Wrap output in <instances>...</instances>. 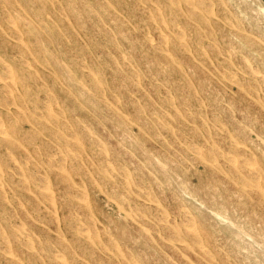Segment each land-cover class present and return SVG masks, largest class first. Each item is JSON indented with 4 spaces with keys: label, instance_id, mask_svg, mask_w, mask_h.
<instances>
[{
    "label": "rangeland",
    "instance_id": "rangeland-1",
    "mask_svg": "<svg viewBox=\"0 0 264 264\" xmlns=\"http://www.w3.org/2000/svg\"><path fill=\"white\" fill-rule=\"evenodd\" d=\"M83 1L84 0H81V2L79 0H71V1L70 0H45V1L38 0L37 3V0H13V1L0 0V63H1L0 64V73H1L0 99L3 97V99L0 101V112L2 113L0 116V145H1L0 146V191L1 190L3 191L0 192L1 196L3 197L2 199V197L0 196L1 197L0 198V230L3 233H1L0 231V235L1 236L2 234L4 235V237L0 236V246L2 245L1 246L2 249H0V264H11V262L14 263V261H16L14 264H28V263L41 264L39 258L42 261V264H57L58 260L60 264L61 263L66 264V262L67 264H72V263L73 264H104V263L108 264V261L110 262L109 264H117V261L119 262L118 264H132V263L133 264H154V263L155 264H186V261L188 262L187 264H194V263L198 264L199 262H201L199 264H222V263L223 264H235V263L264 264V232H263L264 223L262 221L264 220V210H263L264 208L261 209V207H264L263 204L264 185L262 184L264 180H261L262 177L264 178V99H263L264 98V86H263L264 85V76H263L264 75V41H260V40H264V0H218V1L203 0V2L202 0L201 1L200 0L199 1L198 0H158L159 2L157 0H144V1L143 0H125V1L124 0L123 1L122 0H118V1L117 0H85V2L87 3ZM102 1L104 2L102 3ZM40 2L42 3V5ZM73 2L75 4L77 3L76 7ZM117 2L118 4H116ZM188 2H191V4ZM58 3H61V5H59ZM221 3L223 4V6ZM83 4L86 6H84ZM10 5H12L13 7L12 9ZM68 5H70V7ZM161 5H163V7H161ZM168 5L170 8L169 7L167 8ZM66 6L69 7V9L67 8L68 11L66 10ZM147 6H149L151 10L148 9ZM205 6L208 7L209 9L208 11H207V7ZM108 7L109 8L111 7L112 9L111 8L109 9ZM231 7H233L234 9L233 8L231 9ZM81 8H83L82 11H80ZM90 8L91 10L89 11L88 9ZM59 9L62 10L63 14ZM169 9L171 10L169 11ZM189 9L190 11L191 10L192 11L189 12ZM56 10L59 11L60 13L57 12ZM226 10L230 13H227ZM70 11L72 12V15ZM159 11L162 12L160 13ZM85 12L87 14L89 12L91 13L87 15L85 14ZM178 12L181 14H179ZM206 12H208V14H206ZM109 13L112 14V16ZM14 14H16L17 17L20 18V20H17L18 18L15 19L16 15ZM198 14H201L200 15L201 20ZM149 15L151 16L149 17ZM192 15L193 16L195 15L197 17H193ZM206 15H210V16L208 17ZM213 15L216 17H214ZM2 16L4 17L2 18ZM78 16L79 18L80 17L82 18L84 17V18L79 19ZM161 16L162 19H160ZM224 16H226L227 19H225L226 17ZM230 16H232V18ZM35 17L40 19L38 20ZM70 18H72L73 20ZM114 18H116L117 20ZM129 18L130 21H127L129 20ZM141 18L142 21L140 22ZM174 18H176L177 20ZM41 19L44 20V22ZM123 19H125L126 21ZM158 19L161 22H159ZM112 20L114 21V23H117L116 21H118V23L114 24ZM226 20L229 22L227 23ZM162 21H164L165 24L168 25L169 27L171 26L175 28V26L177 25L176 27L184 32L183 34L184 36H182L183 38L175 37L173 38L174 39L173 41L171 37L174 36H172L171 33L170 35L168 34V36L165 35L166 32L164 30V26L160 25L163 24ZM166 21H168L169 23L172 22V24L171 23L169 24ZM185 21L186 23L184 27ZM197 21H198V25L195 24L197 23ZM77 22H81L82 25L81 23H77ZM178 22L179 24H177ZM181 22L183 23V25ZM16 23L17 24L19 23L18 26L16 25ZM23 23L24 24L26 23L25 24L26 26ZM27 23H31V24L28 25ZM99 23L101 24L99 25ZM55 24H56L55 27L52 26ZM187 24L190 25L188 26ZM181 25L182 28L184 27L186 29H182ZM7 26L9 27L7 28ZM29 27L31 29L32 28L34 29L31 31ZM208 27H210V29ZM75 28L79 30H76ZM81 28L82 31L80 30ZM83 28L84 29L86 28L85 29L86 31H84ZM239 28L241 30H238ZM250 28H252L253 31ZM104 29H106V33H104L105 31ZM109 29H111L110 31L113 32V33L110 32V34L112 33V35L109 34ZM16 30L18 31V34L16 33ZM201 30L204 31L202 32ZM218 31L219 32L221 31L220 32L221 34ZM39 32L41 39L40 37H38ZM48 32H50L51 34ZM65 32H67L70 36L67 33L65 34ZM47 33L50 34L51 36L49 37ZM195 33L196 35H198V38L197 37L195 38L196 36ZM74 34L75 35L78 34V37L74 36ZM207 34L208 36L210 35L212 37L206 36ZM18 35L20 36V38H18L17 40L16 38L18 37ZM35 35H37V37ZM119 35L121 36L119 37ZM148 36H150L151 38H149ZM204 36H206L205 40H204ZM11 37H13L14 39ZM124 37L125 40L123 39ZM36 38L42 40V43L38 39L36 40ZM224 38L225 40H222ZM111 39L113 42L111 41ZM136 39L139 43H136ZM198 39H201L202 41L199 40L201 41L199 42ZM250 39L251 41H248ZM252 40L254 41L253 43H251ZM25 41L28 43L29 46L25 44ZM114 41L116 46L115 44H113ZM171 41H173L174 43H172ZM184 41H186L185 43L187 47L186 45H184L185 44ZM76 42L78 43V45L76 44ZM179 42L182 43L180 44ZM198 42L201 45L202 44L203 45L200 46ZM229 42L231 43L229 44ZM48 43L49 44L51 43V45H49ZM18 44L19 47L17 46ZM39 45L42 48L45 45L43 48L45 49V51ZM85 45L87 47H85ZM81 46L84 47L85 49L82 48ZM154 46L156 48H154ZM79 47H81V49H79ZM157 47L159 50H157ZM201 47L203 48L201 49ZM21 48L23 49L21 50ZM165 48L167 49V51L165 50ZM82 49H84V51ZM171 49L173 51V54L171 53L172 52ZM32 51H34V53ZM154 51H156L157 54H153L156 53ZM174 52L176 55L174 54ZM44 53H46L47 56H45L46 54ZM231 53L232 54L234 53V55H231ZM17 54L20 55L18 56ZM22 57L23 58L27 57L28 59L25 58L23 62ZM130 58L132 60H129ZM243 58L244 59L246 58L247 60L245 59L243 61ZM19 59H21V61ZM180 59L183 62H181ZM167 61L171 65H169ZM223 61H226V63ZM93 62H95V64ZM175 62L178 63V65ZM202 62L203 63L205 62L203 64L204 66L202 65ZM47 63L49 64L48 66ZM52 63L54 65H52ZM219 63L221 64V66L219 65ZM10 64L13 66L11 67ZM77 64L81 66L77 68L78 66ZM186 64L188 65V67ZM247 64L249 65V68ZM41 65L43 66L45 65V66L43 67ZM58 65H60L61 67L60 66L58 67ZM218 65L220 66V68ZM91 66L94 71H92ZM148 66L150 70H146L148 69L147 68ZM12 68L16 69V71L13 70ZM19 68L21 71L22 70L24 71L26 70V71L25 72L22 71L23 74H21L22 72L19 71ZM183 69L185 71H183ZM224 69H228V71ZM256 69L258 70V72L256 71ZM136 70L138 72H136ZM38 71L40 72V74ZM16 72L18 73V78L16 77L17 76ZM67 72H71L70 73L71 75L69 73L67 75ZM94 72L96 73V75ZM114 72L115 75L117 74L116 76H114ZM232 72L233 74H231ZM60 73L61 76L59 75ZM83 73L84 75H82ZM164 73H166L165 77L163 76ZM248 74L250 77L248 76ZM29 75H31L32 78H28L27 76ZM93 76L96 78H94ZM21 77L23 78V80H21L22 79ZM82 77L83 79L81 80ZM136 77L139 83L136 82ZM226 77L228 78L226 79ZM8 78L9 79L11 78V80H9ZM15 78H17L16 81ZM68 78H70V81L73 80L72 81L73 84H71V82L68 81L69 80ZM186 78L188 81L190 80L191 82L189 81L188 83L186 81ZM6 79H8L9 82H7ZM248 80L249 82H247ZM22 81H23V86H22ZM65 83L68 84V86ZM84 83L85 85L87 83H92V85L87 84L85 86ZM95 83H97L98 85L96 84L97 85L96 86ZM242 83L244 84L245 88L241 86L243 85ZM255 83H257L258 85ZM102 84H104V86ZM187 85L191 90L187 88L188 87ZM159 86L161 88H159ZM246 86L248 88H246ZM252 86L253 87L256 86L254 88L255 91L252 88ZM106 87L108 90L106 89ZM124 87H126L127 91ZM155 87H158L159 90L157 89L158 90L157 91ZM28 88H30L31 90ZM68 88H70L71 90H69ZM98 88L99 91L97 90ZM21 89H23V91ZM26 89L27 91H25ZM45 90L47 91L46 93L47 95L45 94L46 92ZM159 91L161 92L160 94ZM7 92L10 93L8 94ZM40 92H44V93L39 94ZM166 92L167 93L169 92V95ZM100 93L101 95L103 94L104 96L103 95L100 96ZM132 93L134 95H132ZM250 93L251 94L253 93L252 94L253 96ZM35 94L38 95L39 99H37L38 97ZM19 96L22 99L19 98ZM50 96H53L52 97L53 101L52 99H50L51 98ZM132 96H134L135 98ZM25 97H29L30 100H28L29 98H25ZM94 97L95 98L97 97L101 101H99L97 98L95 99ZM219 97L221 100L219 99ZM18 98L22 100V102L20 101V103L25 104L24 108H22L23 105L19 104V101H17ZM114 98L115 100H117L118 103L114 101ZM5 99L7 102L5 101ZM11 99L14 103L11 101ZM24 99L26 100L24 101ZM169 99H173V100H169ZM198 99H200L201 101ZM176 100H178V103ZM186 100L187 103L185 102ZM53 102L55 104L57 103V105H53ZM169 103L172 105H170ZM200 103L203 105H201ZM45 105H47V107H45ZM106 105H108L107 106L108 108L109 107L112 108L115 112L113 113L112 109L110 110L107 109ZM199 105H201L202 107ZM25 108L28 109L29 112L28 110H25ZM50 108H52V110ZM118 109H119V113H118ZM141 109L143 112L140 111ZM61 111H63V113ZM193 112L195 113V115ZM211 112L214 114H212ZM35 113L36 115L38 114L37 115L38 117L42 116V118H38L36 115H34ZM162 114L167 116H164ZM15 115H17V117H15ZM19 115L21 116L19 117ZM51 115L52 118H50ZM60 115L61 116L63 115L62 116L63 118ZM161 115L163 116V118L165 117L167 118L162 119V117H160ZM176 116H178L179 118L178 117L176 118ZM69 117H71V119H68ZM186 117H188L187 118L188 120L186 119ZM193 117L195 118V120ZM216 117L217 118L220 117V118L217 119ZM130 118H132V122ZM213 118L216 119L217 121L213 120ZM133 119H136L137 121L135 122V120ZM12 120L13 121L17 120V121L13 122ZM75 120H77L78 122L80 121L79 122L80 124L77 125L78 123ZM152 120H154V122L156 123H154ZM213 121H215L216 124ZM220 121L221 124H219ZM42 122H44L43 124H45L44 125L45 128L43 124L41 125ZM61 122L63 125H61ZM133 122L136 124H134ZM202 123L204 124L202 125ZM39 126H41L42 128H40ZM154 126H156L157 129H155ZM103 127L105 128L103 129ZM211 127L214 129H211ZM70 128L72 130H70ZM92 128L94 130H92ZM161 128L163 129V131L166 129L165 132L161 131L162 130ZM27 129H29V131ZM32 129L33 131L34 130L35 131L33 132ZM50 130L52 131V133L56 132L55 133L56 136H54V134H52ZM11 132H14L13 135L11 134ZM43 133H45L46 135H44ZM147 133L150 137L146 135ZM49 134H52L53 136L52 135L50 136ZM198 135L200 136L197 137ZM232 135H234V137ZM72 136L73 137L75 136L74 137L75 139ZM212 136L213 137L215 136L214 140ZM3 137L4 140L2 141ZM25 137L26 138L29 137V138L26 139ZM207 137H209V139ZM257 137H259L260 140ZM86 138H87V142H86ZM8 139L10 140V142L7 141ZM84 139L85 141H83ZM94 139L96 140L97 144L96 142H94L95 141ZM11 140L13 142H11ZM67 140H69L70 142H68ZM74 141L77 143H75ZM121 141L125 142L124 143L125 145H122L123 143ZM212 141L214 144H212ZM20 142L22 143L25 142L26 144L30 143L31 146L22 144ZM43 142H45L46 146L44 145ZM235 142L237 143L236 145ZM9 143H11L12 146H10L11 144ZM31 143L36 144V146L34 144H33L34 146H32ZM239 143H243V144H239ZM92 144L93 146L91 147ZM76 145H78V147H76ZM94 145L96 146L98 145V148ZM99 145L101 147H99ZM109 145L111 146V148L108 147ZM193 145L195 146L193 147ZM38 146L40 148H38ZM236 146L239 149H237ZM61 147H63L64 151L61 150L62 149ZM100 148L102 152L99 150ZM108 148L111 149V151L108 150ZM193 148H195V151H192L194 150ZM218 148H219L218 151L219 153L221 152L220 153L221 155L217 151L214 153V150ZM234 148L237 151L235 150L234 152ZM54 149L56 150L54 151ZM113 150L114 152L116 151L117 152L113 153ZM58 151L60 152V154ZM80 151H83L85 153L84 154L83 152L80 153ZM92 151H94V153ZM208 151L211 153H209ZM228 151L230 152L228 153ZM35 152L36 153L39 152V153L36 154ZM224 152L227 154H225ZM231 152H233L236 155L233 156L234 154ZM44 153L46 154L49 153L48 157L49 155L50 157H53L54 153L55 155L54 158H47L46 154L44 155ZM78 154L81 158L78 156ZM206 154L209 158L206 156ZM218 154L221 159L218 158L219 157ZM243 154L246 155L243 156ZM174 155L175 156L177 155V157H175ZM9 157L12 159H10ZM24 157L25 158L27 157L28 160L27 159L24 160L25 159ZM34 157H36L37 159ZM123 157L126 161L123 160ZM148 157L150 158V160L151 159L153 160L150 161ZM1 158H3L2 160L3 162L1 161ZM61 158L63 159L61 160ZM233 158L236 159L237 163L233 161ZM251 158H253L256 161L252 160ZM59 159L61 162L60 161L58 162ZM243 159L246 160L244 161ZM257 159L260 160V163H258L259 161ZM18 160H20V164ZM39 160L41 161L39 162ZM211 161L213 162L211 163ZM238 162L241 163L243 162L242 163L243 166ZM244 162L247 164H244ZM1 163L3 164L1 165ZM53 163L55 166H52ZM58 163L59 165H57ZM77 164L80 165L78 169L76 168L78 166ZM90 165L91 166L93 165L94 168L93 166L91 167ZM99 166L102 170L99 169ZM107 166L109 167L108 169ZM69 167L70 170H68ZM243 167H245V169H243ZM26 168L29 170H26ZM73 168L76 172L73 170ZM120 168L122 169L120 170L121 172H119ZM240 168H242L243 170H241ZM219 169L222 172H220ZM71 170L73 171L72 174H71ZM140 170L142 172H140ZM236 170L239 173L238 175H236L237 173ZM26 171H30V173L28 174V172ZM33 171L34 173H32ZM50 171H51V175L49 173ZM102 171H104V173ZM243 172L247 177L244 174H242ZM59 173L61 174L59 177H57ZM132 173H134L133 176H135V178H132ZM65 174H68L66 179L64 177L62 178V176L63 175L65 176ZM12 175L14 178L13 177L11 178ZM241 175L242 178L240 177ZM32 177H34V179ZM37 177L38 178L40 177L39 180L42 179L41 181L42 183H40ZM28 178H30V180ZM232 178H235L236 181L235 179ZM100 180H103V182ZM22 183H24L26 186ZM240 183L241 185H239ZM13 184L15 186H13ZM148 184L150 185V187ZM251 184L253 187L250 186ZM17 185L19 186V188ZM58 185L59 187H56ZM148 187L149 189H146ZM213 187L215 189H213ZM258 189L259 191H257L258 192L257 193L256 190ZM32 190H34V192H32ZM110 191L111 193H109ZM260 191H262L261 194L263 196L259 194ZM45 192L47 193L46 195L47 198L46 196L45 197L43 196L46 194ZM72 192L73 195L71 196ZM76 192H78L77 195H75ZM2 193L4 196L2 195ZM123 193L126 194L122 195ZM242 193H244L243 198L240 197L243 195ZM67 194H69L70 196ZM119 194H121V196ZM235 195L238 196L240 195L239 196L240 198H238V196ZM42 196L45 198L43 202L44 204L42 203V199H44ZM49 197H51L52 199ZM60 197L63 198L60 199ZM11 198H13L14 200H12ZM122 198L124 200H121ZM151 198L153 199V201ZM69 202L70 203L72 202L73 204H70ZM244 203L246 207L244 206ZM259 203L262 206L259 205ZM249 204H251V206ZM255 204L257 205L255 206ZM180 209L181 211L179 213ZM184 213H186L189 218L185 216L186 214ZM72 214L74 216H72ZM156 214L159 216H157ZM195 215L198 217V220L202 223L201 224L202 226H200L198 220L196 221L197 217ZM160 217H162V219ZM170 222H172L173 224ZM27 224L29 225V227ZM74 224H76L77 227ZM182 224H184V226H182ZM14 225H17L16 228L14 227ZM81 225L83 226L81 227ZM153 225L154 227L156 225V227L152 228ZM164 225L166 226L164 227ZM74 227H76L77 229ZM86 228L87 230H85ZM93 228L95 230H93ZM162 229L164 231H162ZM141 230L143 232H141ZM165 230L168 231L166 232ZM191 230L193 231V233L194 232L195 233L193 234ZM95 231L98 232L96 233ZM12 233L15 234L14 235L15 238ZM173 234L175 235L172 236ZM202 234H204V236ZM167 235L169 238L167 237ZM206 235L208 236L207 238ZM182 236L184 239L182 238ZM189 236L191 238H189ZM196 236L198 239L195 238ZM17 237L19 241L17 240ZM93 237H95V239H93ZM170 237H174V238L172 239ZM12 238L15 239L14 242ZM46 239L47 241H45ZM120 240H122L123 242H120ZM108 241L109 243L112 241L111 242L112 244L110 243L111 244L110 245ZM196 241L198 242L196 243ZM206 241L208 242L209 245L207 244ZM98 242H100L99 245ZM35 243H37V245L40 246H37ZM4 244H7V246ZM59 244H61V246ZM66 244H68L69 246L67 245L66 247ZM90 244L93 246H91ZM114 244L116 245L114 246ZM44 245L47 249L44 248ZM206 245L208 246L206 247ZM5 246L8 248H6ZM77 246H80V248H78ZM48 247H50L51 249H49ZM82 247L83 250H81ZM93 247L95 251L92 249ZM69 248L71 249V252ZM214 248L215 249L217 248L216 250L218 253L216 254H218V256L215 254L216 250ZM39 249L40 250L43 249V250L40 251ZM97 249L98 251H96ZM61 250L62 252L64 250L65 253L63 252L64 253L63 254ZM185 250L187 252H185ZM208 251L210 252L208 253ZM41 253L43 254V257ZM163 253L166 255H164ZM127 254H129L130 256L128 257ZM90 256H92V259L90 258ZM210 256L212 257L210 258ZM60 257H62L63 262L60 261L61 260ZM213 257L214 258L216 257L215 259L219 257L218 262L220 263L217 262L218 259L215 260L213 259ZM73 258L75 261L77 260L76 263L75 261L74 262L70 261L73 260ZM86 258L87 260H84ZM51 259L52 261L50 262ZM224 260H226L227 262H225ZM30 261L33 263H31ZM208 261L209 262L212 261V262L209 263Z\"/></svg>",
    "mask_w": 264,
    "mask_h": 264
},
{
    "label": "bare ground",
    "instance_id": "bare-ground-1",
    "mask_svg": "<svg viewBox=\"0 0 264 264\" xmlns=\"http://www.w3.org/2000/svg\"><path fill=\"white\" fill-rule=\"evenodd\" d=\"M8 1H9V0H8ZM10 1H11V0H10ZM12 1H13V0H12ZM42 1H43V0H42ZM44 1H45V0H44ZM70 1H71V0H70ZM79 1L81 2V0H79ZM117 1H118V0H117ZM122 1H123V0H122ZM124 1H125V0H124ZM143 1H144V0H143ZM157 1H158V0H157ZM198 1H199V0H198ZM200 1H201V0H200ZM204 1H205V0H204ZM217 1H218V0H217ZM47 2H48V1H47ZM51 2H52V1H51ZM74 2H75V1H74ZM74 2H73V3H74ZM83 2H85V0H84ZM88 2H90V1H88ZM103 2H104V1H102V3H103ZM110 2H111V1H110ZM137 2H138V1H137ZM137 2H136V3H137ZM158 2H159V1H158ZM177 2H178V1H177ZM180 2H181V1H180ZM202 2H203V0H202ZM207 2H208V1H207ZM219 2H220V1H219ZM224 2H225V1H224ZM37 3H38V0H37ZM37 3H36V4H37ZM40 3H41V2H40ZM43 3H44V2H43ZM61 3H62V1H61ZM61 3H58V4L61 5ZM85 3H87V2H85ZM113 3H114V2H113ZM144 3H145V2H144ZM173 3H174V2H173ZM178 3H179V2H178ZM178 3H176V4H178ZM185 3H186V2H185ZM188 3L191 4V2H188ZM226 3H227V2H226ZM6 4H7V2H6ZM33 4H34V3H33ZM46 4H47V3H46ZM76 4H77V3H76ZM76 4L74 3L75 7H76ZM116 4H118V2H117ZM153 4H154V2H153ZM153 4H152V5H153ZM159 4H160V3H159ZM186 4H187V3H186ZM192 4H193V3H192ZM221 4H222V3H221ZM221 4H220V5H221ZM2 5H3V4H2ZM41 5H42V3H41ZM48 5H49V4H48ZM72 5H73V4H72ZM83 5H84V4H83ZM143 5H144V4H143ZM147 5H148V4H147ZM165 5H167V4H165ZM174 5H175V4H174ZM198 5H199V4H198ZM204 5H206V4H204ZM228 5H229V4H228ZM19 6H20V5H19ZM32 6H35V5H32ZM45 6H46V5H45ZM68 6L70 7V5H68ZM80 6H81V5H80ZM84 6H86V5H84ZM126 6H127V5H126ZM145 6H146V5H145ZM155 6H156V5H155ZM171 6H172V5H171ZM177 6H179V5H177ZM191 6H192V5H191ZM195 6H196V5H195ZM201 6H202V5H201ZM217 6H218V5H217ZM222 6H223V4H222ZM230 6H232V5H230ZM7 7H8V6H7ZM10 7H11V9L13 8L12 5H10ZM43 7H44V6H43ZM61 7H62V6H61ZM69 7L66 6V10H67V8L69 9ZM147 7H148V9H150L149 6H147ZM161 7H163V5H161ZM161 7H159V8H161ZM168 7H169V5L167 6V8H168ZM173 7H174V6H173ZM173 7H172V8H173ZM196 7H197V6H196ZM196 7H195V8H196ZM205 7H207V6H205ZM210 7H211V6H210ZM219 7H220V6H219ZM219 7H218V8H219ZM226 7H227V6H226ZM53 8H54V7H53ZM108 8H109V7H108ZM110 8H111V7H110ZM110 8H109V9H110ZM142 8H143V7H142ZM165 8H166V6H165ZM165 8H164V9H165ZM169 8H170V7H169ZM172 8H171V9H172ZM177 8H179V7H177ZM190 8H191V7H190ZM232 8H233V7H231V9H232ZM42 9H43V8H42ZM82 9H83V8H81V10H80V9H79V10L82 11ZM111 9H112V8H111ZM152 9H153V8H152ZM171 9H169V11H170ZM199 9H201V8H199ZM233 9H234V8H233ZM32 10H33V9H32ZM38 10H39V9H38ZM57 10H58V9H57ZM57 10H56V11H57ZM59 10H61V9H59ZM72 10H73V8H72ZM84 10H85V7H84ZM88 10L90 11L91 8L88 9ZM122 10H123V9H122ZM150 10H151V9H150ZM153 10H154V9H153ZM153 10H152V11H153ZM158 10H159V9H158ZM176 10H177V9H176ZM204 10H205V9H204ZM208 10H209V9H208V7H207V11H208ZM10 11H12V10H10ZM15 11H16V10H15ZM39 11H40V10H39ZM45 11H46V10H45ZM67 11H68V10H67ZM75 11H76V10H75ZM92 11H93V10H92ZM105 11H106V10H105ZM109 11H110V10H109ZM138 11H139V9H138ZM143 11H146V10H143ZM148 11H149V10H148ZM148 11H147V12H148ZM162 11H163V10H162ZM162 11H161V12H162ZM174 11H175V10H174ZM185 11H187V10H185ZM191 11H192V10H191ZM191 11H190V9H189V12H191ZM194 11H195V10H194ZM226 11H227V10H226ZM49 12H50V11H49ZM57 12H59V11H57ZM61 12H62V10H61ZM65 12H66V11H65ZM70 12H71V11H70ZM123 12H124V11H123ZM135 12H136V11H135ZM159 12H160V11H159ZM161 12H160V13H161ZM172 12H173V11H172ZM175 12H176V11H175ZM179 12H180V11H179ZM179 12H178V13H179ZM201 12H202V11H201ZM17 13H18V12H17ZM45 13H46V12H45ZM50 13H51V12H50ZM59 13H60V12H59ZM75 13H76V12H75ZM89 13H91V12H89ZM89 13H88V14H89ZM156 13H157V10H156ZM164 13H165V12H164ZM202 13H203V12H202ZM223 13H226V12H223ZM227 13H230V12L227 11ZM3 14H4V13H3ZM6 14H8V13H6ZM26 14H27V13H26ZM41 14H42V13H41ZM62 14H63V12H62ZM85 14H87V13L85 12ZM88 14H87V15H88ZM94 14H95V13H94ZM105 14H106V13H105ZM109 14H110V13H109ZM143 14H144V13H143ZM165 14H166V13H165ZM176 14H177V13H176ZM179 14H181V13H179ZM183 14H184V13H183ZM206 14H208V12H206ZM233 14H234V13H233ZM14 15H16V14H14ZM71 15H72V12H71ZM78 15H79V14H78ZM90 15H91V14H90ZM92 15H93V14H92ZM110 15L112 16V14H110ZM114 15H115V14H114ZM122 15H123V13H122ZM154 15H155V14H154ZM177 15H178V14H177ZM188 15H190V14H188ZM196 15H197V14H196ZM200 15H201V14H198V16H200ZM234 15H235V14H234ZM8 16H9V15H8ZM63 16H64V15H63ZM101 16H102V15H101ZM115 16H116V15H115ZM115 16H114V17H115ZM133 16H135V15H133ZM150 16H151V15H149V17H150ZM159 16H160V15H159ZM159 16H158V17H159ZM171 16H172V15H171ZM171 16H170V18H171ZM174 16H175V15H174ZM192 16H193V15H192ZM206 16L209 17L210 15H206ZM213 16H214V15H213ZM237 16H238V15H237ZM3 17H4V16H2V18H3ZM13 17H14V16H13ZM29 17H30V16H29ZM42 17H43V16H42ZM64 17H65V16H64ZM69 17H70V15H69ZM142 17H143V16H142ZM144 17H145V15H144ZM154 17H155V16H154ZM177 17H178V16H177ZM179 17H180V16H179ZM185 17H186V16H185ZM188 17H189V16H188ZM193 17H197V16L194 15ZM214 17H216V16H214ZM224 17H226V16H224ZM230 17L232 18V16H230ZM240 17H241V16H240ZM16 18H18L17 15L15 16V19H16ZM23 18H24V17H23ZM35 18H36V17H35ZM72 18H73V17H72ZM72 18H70V19H72ZM78 18H79V16H78ZM80 18H82V17H80ZM80 18H79V19H80ZM83 18H84V17H83ZM83 18H82V19H83ZM116 18H117V17H116ZM116 18H114V19H116ZM127 18H128V17H127ZM147 18H148V17H147ZM165 18H166V17H165ZM165 18H164V19H165ZM172 18H173V17H172ZM180 18H181V17H180ZM186 18H187V17H186ZM186 18H185V19H186ZM218 18H219V17H218ZM231 18H230V19H231ZM10 19H11V18H10ZM24 19H25V18H24ZM36 19H38V18H36ZM39 19H40V18H39ZM39 19H38V20H39ZM117 19H118V18H117ZM117 19H116V20H117ZM119 19H120V18H119ZM151 19H152V18H151ZM160 19H162V16L160 17ZM174 19H176V18H174ZM183 19H184V18H183ZM210 19H211V18H210ZM225 19H227V17H226ZM17 20H20V18H18ZM25 20H26V19H25ZM41 20H42V19H41ZM72 20H73V19H72ZM74 20H75V19H74ZM120 20H121V19H120ZM123 20H125V19H123ZM152 20H153V19H152ZM158 20H159V19H158ZM165 20H166V19H165ZM170 20H171V19H170ZM176 20H177V19H176ZM200 20H201V16H200ZM200 20H199V21H200ZM228 20H229V19H228ZM232 20H233V19H232ZM241 20H242V18H241ZM6 21H7V19H6ZM8 21H9V20H8ZM42 21L44 22V20H42ZM98 21H99V20H98ZM102 21H104V20H102ZM112 21H113V20H112ZM112 21H111V22H112ZM125 21H126V20H125ZM127 21H130V18H129V20H127ZM131 21H132V20H131ZM141 21H142V18H141L140 22H141ZM144 21H145V20H144ZM148 21H149V20H148ZM156 21H157V20H156ZM171 21H172V20H171ZM178 21H179V20H178ZM191 21H192V20H191ZM195 21H196V20H195ZM203 21H204V20H203ZM206 21H207V20H206ZM222 21H224V20H222ZM226 21H227V20H226ZM13 22H14V20H13ZM18 22H19V21H18ZM23 22H24V21H23ZM29 22H30V21H29ZM81 22H82V20H81ZM81 22H77V23H81ZM116 22L118 23V21H116ZM120 22H121V21H120ZM122 22H123V21H122ZM159 22H161V21L159 20ZM166 22L169 23L168 21H166ZM172 22H173V21H172ZM172 22H170V23L172 24ZM175 22H176V21H175ZM207 22H208V21H207ZM228 22H229V21H227V23H228ZM31 23H32V22H31ZM31 23H27V24L29 25V24H31ZM45 23H47V22H45ZM55 23H56V22H55ZM73 23H74V22H73ZM113 23H114V21H113ZM117 23H114V24H117ZM153 23H154V22H153ZM162 23H163V24H160V25H161V26H162V25L164 26V30H165V32H166L165 35L168 36V34L170 35V33H171L172 36H174V37H171L172 39L175 38V37L178 38V37H182V36H184V35H183L184 32L181 31V29L179 30V29L176 27L177 25L175 26V28H176V29H175L174 27H171V26L169 27L168 25H166L164 21H162ZM170 23H169V24H170ZM181 23H182V22H181ZM185 23H186V21L184 22V27H185ZM187 23H188V22H187ZM190 23H191V22H190ZM202 23H204V22H202ZM218 23H219V22H218ZM241 23H242V22H241ZM18 24H19V23H18ZM18 24L16 23L17 26H18ZM20 24H21V23H20ZM23 24H24V23H23ZM25 24H26V23H25ZM25 24H24V25H25ZM32 24H33V23H32ZM57 24H58V23H57ZM100 24H101V23H99V25H100ZM104 24H106V23H104ZM119 24H120V23H119ZM121 24H122V23H121ZM126 24H127V23H126ZM126 24H125V25H126ZM128 24H129V23H128ZM173 24H174V23H173ZM177 24H179V22H178ZM195 24L198 25V21H197V23H195ZM207 24H208V23H207ZM216 24H217V23H216ZM2 25H3V24H2ZM16 25H15V26H16ZM33 25H34V24H33ZM39 25H40V24H39ZM76 25H77V24H76ZM81 25H82V23H81ZM81 25H80V26H81ZM123 25H124V24H123ZM182 25H183V23H182ZM182 25H181V28H182ZM187 25H188V24H187ZM189 25H190V24H189ZM189 25H188V26H189ZM213 25H214V24H213ZM227 25H228V24H227ZM237 25H238V24H237ZM3 26H4V25H3ZM25 26H26V25H25ZM34 26H35V25H34ZM41 26H42V25H41ZM45 26H46V25H45ZM52 26L55 27L56 24H55V25H52ZM69 26H70V25H69ZM80 26H79V27H80ZM136 26H137V25H136ZM172 26H173V25H172ZM208 26H209V25H208ZM229 26H231V25H229ZM8 27H9V26H7V28H8ZM35 27H36V26H35ZM81 27H82V26H81ZM108 27H109V26H108ZM134 27H135V26H134ZM184 27H183L182 29H186V28H184ZM186 27H187V26H186ZM197 27H198V26H197ZM217 27H218V26H217ZM237 27H239V26H237ZM242 27H243V26H242ZM15 28H16V27H15ZM29 28H30V27H29ZM71 28H72V27H71ZM106 28H107V27H106ZM118 28H119V27H118ZM208 28L210 29V27H208ZM218 28H219V27H218ZM224 28H225V27H224ZM224 28H223V29H224ZM5 29H6V28H5ZM30 29H31V28H30ZM33 29H34V28H32L31 31H32ZM37 29H38V28H37ZM42 29H43V28H42ZM60 29H61V28H60ZM75 29H76V28H75ZM85 29H86V28H85ZM85 29L83 28L84 31H86ZM138 29H139V27H138ZM142 29H143V28H142ZM250 29L252 30V28H250ZM10 30H11V29H10ZM45 30H47V29H45ZM62 30H63V29H62ZM73 30H74V29H73ZM76 30H79V29H76ZM80 30L82 31V28H81ZM104 30H105L104 33H106V29H104ZM110 30H111V29H109V34H110V32H112V31H110ZM140 30H141V29H140ZM166 30H167L168 32H167ZM205 30H206V29H205ZM220 30H222V29H220ZM238 30H241V29L239 28ZM34 31H35V30H34ZM68 31H69V30H68ZM74 31H75V30H74ZM142 31H143V30H142ZM147 31H148V30H147ZM185 31H186V30H185ZM201 31H202V30H201ZM201 31H200V32H201ZM203 31H204V30H203ZM203 31H202V32H203ZM210 31H211V30H210ZM252 31H253V30H252ZM53 32H54V31H53ZM138 32H139V31H138ZM138 32H137V33H138ZM140 32H141V31H140ZM154 32H155V31H154ZM157 32H158V31H157ZM194 32H195V31H194ZM218 32H219V31H218ZM220 32H221V31H220ZM220 32H219V33H220ZM231 32H232V31H231ZM243 32H245V31H243ZM247 32H248V31H247ZM16 33L18 34V31H17V30H16ZM48 33H50V32H48ZM48 33H47V35L50 37V36H51V35H50L51 33H50V34H48ZM66 33H67V32H65V34H66ZM78 33H80V32H78ZM112 33H113V32H112ZM112 33H111L110 35H112ZM127 33H128V32H127ZM127 33H126V36H127ZM148 33H149V32H148ZM185 33H186V32H185ZM223 33H224V32H223ZM234 33H235V32H234ZM237 33H238V32H237ZM249 33H250V30H249ZM25 34H26V33H25ZM36 34H37V31H36ZM67 34H68V33H67ZM121 34H122V33H121ZM130 34H131V33H130ZM135 34H136V33H135ZM198 34H199V33H198ZM201 34H202V33H201ZM205 34H206V33H205ZM209 34H210V33H209ZM220 34H221V33H220ZM235 34H236V33H235ZM252 34H253V33H252ZM27 35H28V34H27ZM42 35H43V34H42ZM45 35H46V34H45ZM68 35H69V34H68ZM68 35H67V36H68ZM72 35H73V34H72ZM161 35H162V34H161ZM187 35H188V34H187ZM187 35H186V36H187ZM195 35H196V33H195ZM210 35H211V34H210ZM210 35H209V36H210ZM224 35H225V34H224ZM16 36H17V35H16ZM16 36H15V37H16ZM35 36L37 37V35H35ZM69 36H70V35H69ZM74 36H77V37H78V34H76V35L74 34ZM107 36H108V35H107ZM117 36H118V35H117ZM120 36H121V35H119V37H120ZM123 36H124V35H123ZM159 36H160V35H159ZM163 36H164V35H163ZM191 36H192V35H191ZM202 36H203V35H202ZM202 36H201V37H202ZM206 36H208V34H207ZM206 36H204V40H205ZM209 36H208V37H209ZM239 36H240V35H239ZM260 36H261V35H260ZM38 37H40V39H41L40 32H39ZM77 37H76V38H77ZM108 37H109V36H108ZM148 37L151 38L150 36H148ZM165 37H166V36H165ZM188 37H189V36H188ZM196 37L198 38V35H196L195 38H196ZM199 37H200V36H199ZM210 37H212V36H210ZM213 37H215V36H213ZM241 37H242V35H241ZM11 38H13V37H11ZM18 38H20L19 35H18V37H17L16 39L18 40ZM83 38H85V37H83ZM113 38H115V37H113ZM113 38H112V39H113ZM159 38H160V37H159ZM161 38H162V37H161ZM177 38H176V39H177ZM182 38H183V37H182ZM186 38H187V37H186ZM202 38H203V37H202ZM226 38H227V37H226ZM230 38H231V37H230ZM237 38H238V37H237ZM259 38H260V37H259ZM13 39H14V38H13ZM37 39H38V38H36V40H37ZM51 39H52V38H51ZM112 39H111V41H112ZM123 39L125 40V37H124ZM146 39H147V38H146ZM167 39H168V38H167ZM191 39H192V38H191ZM209 39H210V38H209ZM228 39H229V38H228ZM240 39H241V38H240ZM240 39H239V40H240ZM245 39H247V38H245ZM248 39H249V38H248ZM254 39H255V38H254ZM38 40H39V39H38ZM96 40H97V39H96ZM115 40H116V39H115ZM126 40H127V39H126ZM163 40H164V38H163ZM178 40H180V39H178ZM199 40H201V39H198V41H199ZM210 40H211V39H210ZM222 40H225V38L222 39ZM39 41H41V43H42V40H39ZM71 41H72V40H71ZM82 41H83V40H82ZM87 41H89V40H87ZM153 41H154V40H153ZM173 41H174V39H173ZM173 41H171V42L174 43ZM194 41H195V39H194ZM201 41H202V40H201ZM201 41H199V42H201ZM248 41H251V39L248 40ZM260 41H264V40H260ZM36 42H38V41H36ZM36 42H35V43H36ZM48 42H49V41H48ZM91 42H92V41H91ZM104 42H105V41H104ZM112 42H113V41H112ZM155 42H156V41H155ZM168 42H169V41H168ZM185 42H186V41H184V43H185ZM187 42H189V41H187ZM191 42H192V40H191ZM199 42H198V44H200ZM212 42H213V41H212ZM253 42H254V41L252 40L251 43H253ZM32 43H33V42H32ZM54 43H55V42H54ZM88 43H89V42H88ZM105 43H106V42H105ZM136 43H139V42L137 41V39H136ZM156 43H157V42H156ZM164 43H165V42H164ZM164 43H163V44H164ZM175 43H176V42H175ZM179 43L181 44L182 42H179ZM213 43H214V42H213ZM230 43H231V42H229V44H230ZM25 44L28 45V43H27L26 41H25ZM29 44H31V43H29ZM38 44H39V43H38ZM38 44H37V45H38ZM48 44H49V43H48ZM76 44L78 45L77 42H76ZM113 44H115V41H114ZM163 44H162V45H163ZM21 45H22V44H21ZM49 45H51V43H50ZM49 45H48V47H49ZM72 45H73V43H72ZM159 45H160V44H159ZM159 45H158V46H159ZM184 45H186V43H185ZM202 45H203V44H202ZM202 45L200 44V46H202ZM216 45H217V44H216ZM218 45H219V43H218ZM15 46H16V45H15ZM17 46L19 47V44H18ZM28 46H29V45H28ZM32 46H34V45H32ZM35 46H36V45H35ZM39 46H40V45H39ZM42 46H43V45H42ZM44 46H45V45H44ZM44 46H43V48H44ZM46 46H47V45H46ZM115 46H116V44H115ZM160 46H161V45H160ZM207 46H208V45H207ZM232 46H233V44H232ZM232 46H231V47H232ZM40 47H41V46H40ZM59 47H60V46H59ZM81 47H82V46H81ZM81 47H79V49H81ZM85 47H87V46L85 45ZM118 47H119V46H118ZM145 47H146V46H145ZM182 47H183V46H182ZM186 47H187V45H186ZM186 47H185V48H186ZM198 47H199V46H198ZM41 48H42V47H41ZM43 48H42V49H43ZM82 48H84V47H82ZM90 48H91V47H90ZM116 48H117V47H116ZM124 48H125V47H124ZM154 48H156V47L154 46ZM202 48H203V47H201V49H202ZM208 48H209V47H208ZM213 48H214V47H213ZM234 48H235V47H234ZM22 49H23V48H21V50H22ZM34 49H35V48H34ZM84 49H85V48H84ZM84 49H82V50L84 51ZM119 49H120V48H119ZM119 49H118V50H119ZM209 49H210V48H209ZM32 50H33V49H32ZM43 50L45 51V49H43ZM75 50H76V49H75ZM149 50H150V49H149ZM157 50H159L158 47H157ZM165 50L167 51L166 48H165ZM187 50H188V49H187ZM210 50H211V49H210ZM216 50H217V49H216ZM230 50H231V49H230ZM230 50H229V51H230ZM240 50H241V49H240ZM27 51H28V50H27ZM40 51H41V50H40ZM46 51H47V49H46ZM83 51H82V52H83ZM130 51H131V50H130ZM160 51H161V50H160ZM171 51H172V49H171ZM171 51H170V52H171ZM190 51H191V50H190ZM214 51H215V50H214ZM238 51H239V50H238ZM24 52H25V50H24ZM24 52H23V53H24ZM32 52L34 53V51H32ZM76 52H77V51H76ZM89 52H90V51H89ZM125 52H126V51H125ZM154 52H156V51H154ZM194 52H195V51H194ZM205 52H206V51H205ZM230 52H231V51H230ZM233 52H234V51H233ZM23 53H22V54H23ZM26 53H28V52H26ZM36 53H37V52H36ZM47 53H48V52H47ZM78 53H79V52H78ZM80 53H81V52H80ZM90 53H91V52H90ZM126 53H127V52H126ZM171 53L173 54V51H172ZM39 54H40V53H39ZM39 54H37V55H39ZM44 54H46V53H44ZM44 54H43V55H44ZM91 54H92V53H91ZM153 54H157V52H156V53H153ZM167 54H168V53H167ZM174 54H175V52H174ZM223 54H224V52H223ZM226 54H228V53H226ZM17 55L19 56L20 54H17ZM24 55H25V54H24ZM168 55H169V54H168ZM175 55H176V54H175ZM231 55H234V53H233V54L231 53ZM235 55H236V54H235ZM12 56H15V55H12ZM45 56H47V54H46ZM51 56H52V55H51ZM58 56H59V55H58ZM100 56H101V55H100ZM219 56H220V54H219ZM30 57H31V56H30ZM35 57H36V56H35ZM48 57H50V56H48ZM77 57H78V56H77ZM90 57H91V56H90ZM112 57H113V56H112ZM121 57H122V55H121ZM127 57H128V56H127ZM170 57H171V56H170ZM176 57H177V56H176ZM176 57H175V58H176ZM224 57H225V56H224ZM13 58H15V57H13ZM22 58H23V57H22ZM25 58H27V57H25ZM25 58H23L22 61H23ZM53 58H54V57H53ZM53 58H52V60H53ZM75 58H76V57H75ZM82 58H84V57H82ZM98 58H100V57H98ZM4 59H5V58H4ZM27 59H28V58H27ZM27 59H26V60H27ZM49 59H50V58H49ZM158 59H160V58H158ZM215 59H216V58H215ZM226 59H227V57H226ZM245 59H246V58H245ZM245 59L243 58V61H244ZM19 60L21 61V59H19ZM58 60H59V59H58ZM70 60H71V59H70ZM92 60H93V59H92ZM118 60H119V59H118ZM127 60H128V59H127ZM129 60H132V59L130 58ZM145 60H146V59H145ZM178 60H179V59H178ZM229 60H231V59H229ZM236 60H237V59H236ZM246 60H247V59H246ZM38 61H39V60H38ZM72 61H73V60H72ZM77 61H78V60H77ZM83 61H84V60H83ZM85 61H86V60H85ZM98 61H99V60H98ZM114 61H115V59H114ZM180 61H181V59H180ZM210 61H211V60H210ZM216 61H217V60H216ZM6 62H7V61H6ZM13 62H14V60H13ZM23 62H24V61H23ZM44 62H46V61H44ZM54 62H55V61H54ZM56 62H57V61H56ZM90 62H91V61H90ZM129 62H130V61H129ZM167 62H168V61H167ZM181 62H183V61H181ZM181 62H179V63H181ZM223 62L226 63V61H223ZM253 62H254V60H253ZM17 63H18V62H17ZM21 63H22V62H21ZM35 63H36V62H35ZM42 63H43V61H42ZM57 63H58V62H57ZM76 63H77V62H76ZM76 63H74V64H76ZM78 63H79V62H78ZM93 63L95 64V62H93ZM114 63H115V62H114ZM116 63H117V62H116ZM130 63H131V62H130ZM168 63H169V62H168ZM175 63H176V62H175ZM200 63H201V61H200ZM204 63H205V62H204ZM204 63L202 62V65H203ZM217 63H218V62H217ZM220 63H222V62H220ZM220 63H219V65L221 66ZM246 63H247V62H246ZM0 64H1V63H0ZM26 64H27V63H26ZM44 64H45V63H44ZM59 64H60V63H59ZM81 64H82V63H81ZM117 64H118V63H117ZM161 64H162V63H161ZM173 64H174V63H173ZM176 64L178 65V63H176ZM10 65H11V64H10ZM22 65H23V64H22ZM38 65H39V64H38ZM48 65H49V64L47 63V66H48ZM52 65H54V64L52 63ZM55 65H56V64H55ZM77 65H78L77 68L81 66V65H79V64H77ZM84 65H85V64H84ZM91 65H92V64H91ZM123 65H124V63H123ZM137 65H138V64H137ZM149 65H151V64H149ZM167 65H168V64H167ZM167 65H166V66H167ZM169 65H171V64L169 63ZM180 65H181V64H180ZM186 65H187V64H186ZM186 65H185V66H186ZM205 65H207V64H205ZM219 65H218V66H219ZM247 65H248V64H247ZM12 66H13V65H11V67H12ZM41 66H43V65H41ZM44 66H45V65H44ZM44 66H43V67H44ZM59 66H60V65H58V67H59ZM69 66H70V65H69ZM69 66H68V67H69ZM85 66H86V65H85ZM89 66H90V65H89ZM118 66H119V65H118ZM130 66H131V65H130ZM134 66H135V65H134ZM134 66H133V67H134ZM146 66H147V65H146ZM203 66H204V65H203ZM207 66H209V65H207ZM220 66H219V68H220ZM223 66H224V65H223ZM231 66H232V65H231ZM231 66H230V67H231ZM5 67H6V66H5ZM11 67H9V68H11ZM60 67H61V66H60ZM62 67H63V66H62ZM101 67H102V66H101ZM124 67H125V66H124ZM153 67H154V66H153ZM153 67H152V68H153ZM168 67H170V66H168ZM187 67H188V65H187ZM211 67H213V66H211ZM237 67H238V66H237ZM239 67H240V66H239ZM30 68H31V67H30ZM32 68H33V65H32ZM36 68H37V67H36ZM89 68H90V67H89ZM91 68H92V66H91ZM98 68H99V66H98ZM120 68H121V67H120ZM127 68H128V67H127ZM147 68H148V69H146V70H150V69H149V66H148ZM172 68H173V67H172ZM248 68H249V65H248ZM5 69H7V68H5ZM5 69H4V70H5ZM12 69H13V68H12ZM34 69H35V68H34ZM84 69H85V68H84ZM117 69H118V68H117ZM122 69H123V68H122ZM165 69H166V68H165ZM165 69H164V71H165ZM187 69H188V68H187ZM10 70H11V69H10ZM13 70L16 71V69H13ZM17 70H18V69H17ZM64 70H66V69H64ZM77 70H79V69H77ZM80 70H81V69H80ZM87 70H88V69H87ZM168 70H169V69H168ZM188 70H189V69H188ZM224 70H227V71H228V69H224ZM230 70H231V69H230ZM249 70H250V69H249ZM19 71H21L20 68H19ZM22 71H24V70H22ZM22 71H21V72H22ZM25 71H26V70H25ZM25 71H24V72H25ZM49 71H50V70H49ZM92 71H94L93 68H92ZM96 71H97V70H96ZM138 71H139V69H138ZM138 71L136 70V72H138ZM183 71H185V70L183 69ZM251 71H252V70H251ZM256 71L258 72L257 69H256ZM260 71H261V70H260ZM6 72H7V71H6ZM9 72H10V71H9ZM13 72H14V71H13ZM38 72H39V71H38ZM42 72H43V71H42ZM63 72H65V71H63ZM98 72H99V71H98ZM150 72H151V71H150ZM161 72H162V71H161ZM16 73H17V72H16ZM29 73H30V72H29ZM33 73H34V72H33ZM43 73H44V72H43ZM54 73H55V72H54ZM58 73H59V72H58ZM68 73L70 74L71 72H67V75H68ZM94 73H95V72H94ZM102 73H103V70H102ZM120 73H121V72H120ZM126 73H127V72H126ZM132 73H133V72H132ZM140 73H141V72H140ZM159 73H160V72H159ZM184 73H185V72H184ZM220 73H221V72H220ZM0 74H1V73H0ZM21 74H23V72H22ZM39 74H40V72H39ZM99 74H100V73H99ZM127 74H128V73H127ZM136 74H137V73H136ZM141 74H142V73H141ZM161 74H162V73H161ZM165 74H166V73H164V75H163L164 77H165ZM218 74H219V73H218ZM231 74H233V72H232ZM262 74H263V73H262ZM5 75H6V74H5ZM32 75H33V74H32ZM59 75L61 76V73H60ZM70 75H71V74H70ZM72 75H73V74H72ZM82 75H84V73H83ZM95 75H96V73H95ZM116 75H117V74H116ZM116 75H115V72H114V76H116ZM147 75H150V74H147ZM187 75H188V74H187ZM222 75H224V74H222ZM10 76H11V75H10ZM15 76H16V75H15ZM30 76H31V75H29V76H27V77H28V78H32V76H31V77H30ZM49 76H50V75H49ZM53 76H54V75H53ZM101 76H102V74H101ZM133 76H135V75H133ZM136 76H138V75H136ZM142 76H143V75H142ZM248 76H249V74H248ZM252 76H253V75H252ZM263 76H264V75H263ZM11 77H12V76H11ZM16 77L18 78V73H17V76H16ZM25 77H26V76H25ZM42 77H44V76H42ZM83 77H84V76H83ZM83 77L81 78V80L83 79ZM93 77H94V76H93ZM129 77H130V76H129ZM158 77H159V76H158ZM214 77H215V76H214ZM229 77H230V76H229ZM231 77H232V76H231ZM237 77H238V76H237ZM249 77H250V76H249ZM254 77H256V76H254ZM5 78H6V77H5ZM17 78H15V81H16ZM21 78H22V77H21ZM62 78H63V77H62ZM94 78H96V77H94ZM104 78H105V77H104ZM131 78H132V75H131ZM182 78H183V77H182ZM227 78H228V77H226V79H227ZM3 79H4V77H3ZM3 79H2V80H3ZM8 79H9V78H8ZM8 79H6L7 82H9ZM26 79H27V78H26ZM26 79H25V80H26ZM34 79H35V78H34ZM60 79H61V78H60ZM68 79H69L68 81H70V78H68ZM71 79H72V78H71ZM84 79H85V78H84ZM99 79H100V77H99ZM105 79H106V78H105ZM154 79H155V78H154ZM156 79H158V78H156ZM183 79H184V78H183ZM192 79H193V78H192ZM229 79H230V78H229ZM229 79H228V80H229ZM255 79H257V78H255ZM262 79H263V78H262ZM6 80H5V81H6ZM9 80H11V78H10ZM21 80H23V78H22ZM35 80H36V79H35ZM38 80H39V79H38ZM85 80H86V79H85ZM103 80H104V79H103ZM221 80H223V79H221ZM243 80H244V79H243ZM46 81H47V79H46ZM64 81H65V80H64ZM72 81H73V80H72ZM72 81H70L71 84H73ZM93 81H94V80H93ZM93 81H92V83H93ZM151 81H152V80H151ZM168 81H169V80H168ZM186 81L189 83L190 80L188 81L187 78H186ZM186 81H185V82H186ZM236 81H237V80H236ZM259 81H261V80H259ZM262 81H263V80H262ZM24 82H25V81H24ZM96 82H97V81H96ZM136 82H138L137 77H136ZM142 82H143V79H142ZM190 82H191V81H190ZM209 82H210V81H209ZM243 82H244V81H243ZM247 82H249V80H248ZM250 82H251V81H250ZM16 83H18V82H16ZM16 83H15V84H16ZM59 83H60V82H59ZM92 83H87V84H88V85H92ZM102 83H103V81H102ZM138 83H139V82H138ZM151 83H152V82H151ZM155 83H156V82H155ZM174 83H175V82H174ZM221 83H222V82H221ZM234 83H235V82H234ZM236 83H237V82H236ZM27 84H28V82H27ZM65 84H66V83H65ZM87 84H86V85H87ZM96 84H97V83H95V85H96ZM104 84H105V81H104ZM104 84H102V85L104 86ZM106 84H107V83H106ZM166 84H167V82H166ZM190 84H191V83H190ZM240 84H241V83H240ZM242 84H243V83H242ZM248 84H250V83H248ZM255 84H257V83H255ZM261 84H262V83H261ZM7 85H8V84H7ZM20 85H21V84H20ZM44 85H45V84H44ZM44 85H43V86H44ZM47 85H48V84H47ZM49 85H50V84H49ZM66 85L68 86V84H66ZM84 85H85V83H84ZM86 85H85V86H86ZM97 85H98V84H97ZM97 85H96V86H97ZM162 85H163V82H162ZM188 85H189V84H188ZM188 85H187V86H188ZM210 85H211V84H210ZM235 85H236V84H235ZM245 85H246V84H245ZM257 85H258V84H257ZM4 86H5V85H4ZM4 86H3V87H4ZM9 86H11V85H9ZM14 86H15V85H14ZM22 86H23V81H22ZM96 86H95V87H96ZM154 86H155V85H154ZM166 86H168V85H166ZM173 86H174V85H173ZM241 86L244 87V84L241 85ZM263 86H264V85H263ZM3 87H2V88H3ZM5 87H6V86H5ZM44 87H45V86H44ZM46 87H47V86H46ZM59 87H60V86H59ZM126 87H127V86H126ZM126 87H124V88L126 89ZM198 87H199V86H198ZM209 87H210V86H209ZM243 87H242V88H243ZM255 87H256V86H255ZM255 87L252 86L253 89H254ZM12 88H13V87H12ZM22 88H23V87H22ZM31 88H32V86H31ZM90 88H91V87H90ZM96 88H97V87H96ZM99 88H100V85H99ZM99 88L97 89L98 91H99ZM155 88H156V90H157V89L159 90V88H161V87L159 86V88H158V87H155ZM155 88H154V89H155ZM187 88H189V86H188ZM239 88H240V87H239ZM244 88H245V87H244ZM246 88H248V87L246 86ZM13 89H14V88H13ZM28 89H30V88H28ZM38 89H39V88H38ZM38 89H37V90H38ZM68 89L71 90L70 88H68ZM106 89H107V87H106ZM182 89H183V88H182ZM189 89H190V88H189ZM193 89H194V88H193ZM198 89H199V88H198ZM6 90H7V89H6ZM21 90L23 91V89H21ZM30 90H31V89H30ZM88 90H89V89H88ZM94 90H95V89H94ZM107 90H108V89H107ZM107 90H106V91H107ZM158 90H157V91H158ZM190 90H191V89H190ZM194 90H195V89H194ZM194 90H193V91H194ZM245 90H247V89H245ZM14 91H15V90H14ZM25 91H27V89H26ZM25 91H24V92H25ZM45 91H46V90H45ZM89 91H90V90H89ZM126 91H127V89H126ZM181 91H182V90H181ZM183 91H184V90H183ZM249 91H250V89H249ZM254 91H255V89H254ZM52 92H53V91H52ZM83 92H84V91H83ZM100 92H102V91H100ZM103 92H104V89H103ZM137 92H138V91H137ZM137 92H136V94H137ZM184 92H185V91H184ZM1 93H2V91H1ZM7 93H8V92H7ZM9 93H10V92H9ZM9 93H8V94H9ZM35 93H36V92H35ZM41 93H44V92H40L39 94H41ZM46 93H47V91L45 92V94H46ZM160 93H161V92L159 91V94H160ZM166 93H167V92H166ZM177 93H178V92H177ZM195 93H196V91H195ZM242 93H243V92H242ZM247 93H248V92H247ZM16 94H17V93H16ZM23 94H24V93H23ZM26 94H27V92H26ZM28 94H29V93H28ZM30 94H31V92H30ZM30 94H29V95H30ZM130 94H131V93H130ZM154 94H155V93H154ZM167 94L169 95V92H168ZM193 94H194V93H193ZM250 94H251V93H250ZM250 94H249V95H250ZM252 94H253V93H252ZM252 94H251V95H252ZM11 95H12V94H11ZM35 95H36V94H35ZM35 95H34V96H35ZM46 95H47V94H46ZM55 95H56V94H55ZM85 95H86V94H85ZM102 95H103V94H102ZM102 95H101V93H100V96H102ZM115 95H116V94H115ZM132 95H134V94L132 93ZM251 95H250V96H251ZM256 95H257V94H256ZM15 96H17V95H15ZM22 96H23V95H22ZM27 96H28V95H27ZM32 96H33V95H32ZM36 96L38 97V95H36ZM36 96H35V97H36ZM83 96H84V95H83ZM91 96H92V95H91ZM103 96H104V95H103ZM146 96H147V95H146ZM252 96H253V95H252ZM12 97H13V96H12ZM37 97H36V98H37ZM50 97H51L50 99H52V101H53V98H52L53 96H50ZM80 97H81V96H80ZM132 97H134V96H132ZM256 97H257V96H256ZM19 98H21V97L19 96ZM19 98H18V100H17V99H16V100L19 101V104L23 105L22 108H24V105H25V104L20 103V101L22 102V100H20ZM25 98H29V97H25ZM46 98H48V97H46ZM76 98H77V97H76ZM94 98H95V97H94ZM96 98H97V97H96ZM96 98H95V99H96ZM115 98H117V97H115ZM115 98H114V101L117 102V100H115ZM119 98H120V97H119ZM134 98H135V97H134ZM174 98H175V97H174ZM194 98H195V95H194ZM237 98H238V97H237ZM252 98H253V97H252ZM2 99H3V97L0 99V101H1ZM8 99H9V98H8ZM21 99H22V98H21ZM37 99H39V97H38ZM97 99H98V98H97ZM167 99H168V98H167ZM182 99H183V98H182ZM219 99H220V97H219ZM257 99H258V98H257ZM263 99H264V98H263ZM25 100H26V99H24V101H25ZM28 100H30V98H29ZM32 100H33V99H32ZM46 100H47V99H46ZM48 100H49V99H48ZM98 100L101 101L100 99H98ZM169 100H173V99H169ZM169 100H168V101H169ZM198 100H200V99H198ZM220 100H221V99H220ZM3 101H4V100H3ZM5 101H6V99H5ZM11 101H12V99H11ZM24 101H23V102H24ZM35 101H36V100H35ZM118 101H119V100H118ZM160 101H161V100H160ZM176 101H177V103H178V100H176ZM200 101H201V100H200ZM200 101H199V102H200ZM6 102H7V101H6ZM12 102H13V101H12ZM26 102H27V101H26ZM28 102H29V101H28ZM36 102H37V101H36ZM55 102H56V99H55ZM161 102H162V101H161ZM161 102H160V103H161ZM183 102H184V100H183ZM185 102L187 103V100H186ZM204 102H205V101H204ZM4 103H5V102H4ZM4 103H3V104H4ZM13 103H14V102H13ZM24 103H25V102H24ZM47 103H48V102H47ZM117 103H118V102H117ZM197 103H198V102H197ZM202 103H203V102H202ZM5 104H6V103H5ZM8 104H10V103H8ZM31 104H32V103H31ZM34 104H35V103H34ZM34 104H33V105H34ZM45 104H46V103H45ZM51 104H52V103H51ZM81 104H82V102H81ZM112 104H113V103H112ZM169 104H170V103H169ZM200 104H201V103H200ZM203 104H204V103H203ZM203 104H201V105H203ZM1 105H2V104H1ZM11 105H13V104H11ZM33 105H32V106H33ZM53 105H57V103L55 104V103L53 102ZM85 105H86V104H85ZM104 105H105V103H104ZM113 105H114V104H113ZM116 105H117V104H116ZM124 105H125V104H124ZM163 105H165V104H163ZM170 105H172V104H170ZM201 105H199V106H201ZM227 105H228V104H227ZM257 105H258V104H257ZM260 105H261V104H260ZM14 106H15V105H14ZM36 106H37V105H36ZM36 106H35V107H36ZM107 106H108V105H106V107H107ZM119 106H120V105H119ZM132 106H133V105H132ZM139 106H140V105H139ZM173 106H174V105H173ZM232 106H233V105H232ZM1 107H2V106H1ZM5 107H6V106H5ZM45 107H47V105H45ZM61 107H62V106H61ZM140 107H141V106H140ZM143 107H144V106H143ZM201 107H202V106H201ZM97 108H98V107H97ZM211 108H213V107H211ZM260 108H262V107H260ZM39 109H40V108H39ZM50 109L52 110V108H50ZM107 109L110 110V109H112V108H110V107L108 108V107H107ZM162 109H163V108H162ZM177 109H178V108H177ZM199 109H200V108H199ZM201 109H202V108H201ZM208 109H209V108H208ZM20 110H21V109H20ZM25 110H28V109L25 108ZM34 110H35V109H34ZM63 110H64V109H63ZM146 110H147V109H146ZM164 110H165V109H164ZM211 110H212V109H211ZM38 111H39V110H38ZM41 111H42V110H41ZM68 111H70V110H68ZM68 111H67V112H68ZM71 111H73V110H71ZM87 111H88V110H87ZM112 111H113V113L115 112L113 109H112ZM137 111H138V110H137ZM140 111H142V109H141ZM179 111H180V110H179ZM205 111H206V110H205ZM26 112H27V111H26ZM28 112H29V110H28ZM58 112H59V111H58ZM58 112H57V113H58ZM61 112L63 113V111H61ZM142 112H143V111H142ZM188 112H189V111H188ZM188 112H187V113H188ZM190 112H191V111H190ZM20 113H21V111H20ZM20 113H19V114H20ZM22 113H23V112H22ZM57 113H56V115H57ZM70 113H72V112H70ZM73 113H75V112H73ZM118 113H119V109H118ZM137 113H138V112H137ZM193 113H194V112H193ZM211 113H212V112H211ZM1 114H2V113L0 112V116H1ZM23 114H24V113H23ZM30 114H31V113H30ZM68 114H69V113H68ZM123 114H125V113H123ZM200 114H201V113H200ZM202 114H203V113H202ZM205 114H206V113H205ZM212 114H214V113H212ZM21 115H22V114H21ZM21 115H19V117H20ZM28 115H29V114H28ZM28 115H27V116H28ZM34 115H36V113H35ZM37 115H38V114H37ZM37 115H36V116H37ZM44 115H45V114H44ZM48 115H49V114H48ZM151 115H152V114H151ZM157 115H158V112H157ZM157 115H156V116H157ZM162 115H164V114H162ZM162 115L160 116V117H162V119L167 118V117L163 118ZM174 115H176V114H174ZM174 115H173V116H174ZM178 115H179V114H178ZM186 115H187V114H186ZM186 115H184V116H186ZM194 115H195V113H194ZM31 116H32V115H31ZM45 116H46V115H45ZM60 116H61V115H60ZM62 116H63V115H62ZM62 116H61V117H62ZM69 116H70V115H69ZM117 116H118V115H117ZM129 116H130V115H129ZM129 116H128V117H129ZM164 116H167V115H164ZM213 116H214V115H213ZM6 117H7V115H6ZM9 117H10V116H9ZM15 117H17V115H15ZM19 117H18V118H19ZM22 117H23V116H22ZM37 117H38V116H37ZM154 117H155V116H154ZM177 117H178V116H176V118H177ZM199 117H200V116H199ZM24 118H25V116H24ZM24 118H21V119H24ZM38 118H42V116H41V117H38ZM45 118H46V117H45ZM50 118H52V115L50 116ZM62 118H63V117H62ZM118 118H119V117H118ZM158 118H159V117H158ZM173 118H174V117H173ZM178 118H179V117H178ZM187 118H188V117H186V119H187ZM193 118H194V117H193ZM214 118H215V117H214ZM214 118H213V120H216V119H214ZM216 118H217V117H216ZM219 118H220V117H219ZM219 118H217V119H219ZM10 119H11V118H10ZM28 119H29V118H28ZM35 119H36V118H35ZM48 119H49V118H48ZM68 119H71V117H69ZM119 119H120V118H119ZM130 119H131V122H132V118H130ZM150 119H151V118H150ZM184 119H185V118H184ZM191 119H192V118H191ZM196 119H197V117H196ZM18 120H19V119H18ZM51 120H52V119H51ZM72 120H73V119H72ZM126 120H127V119H126ZM133 120H135V122L137 121L136 119H133ZM187 120H188V119H187ZM192 120H193V119H192ZM192 120H191V121H192ZM194 120H195V118H194ZM211 120H212V119H211ZM221 120H222V119H221ZM224 120H225V119H224ZM7 121H8V119H7ZM12 121H13V120H12ZM15 121H17V120H15ZM15 121H13V122H15ZM20 121H21V120H20ZM37 121H38V120H37ZM75 121H77V120H75ZM122 121H123V120H122ZM139 121H140V120H139ZM152 121L154 122V120H152ZM158 121H159V119H158ZM216 121H217V120H216ZM218 121H219V120H218ZM31 122H32V121H31ZM31 122H30V123H31ZM34 122H35V121H34ZM34 122H33V123H34ZM49 122H50V120H49ZM51 122H52V121H51ZM70 122H71V121H70ZM79 122H80V121H79ZM79 122L77 121V123H78L77 125L80 124ZM162 122H163V120H162ZM213 122L215 123V121H213ZM25 123H26V122H25ZM43 123H44V122H42L41 125H42ZM66 123H67V121H66ZM66 123H65V124H66ZM68 123H69V122H68ZM133 123H134V122H133ZM148 123H149V122H148ZM154 123H156V122H154ZM165 123H168V122H165ZM214 123H213V124H214ZM13 124H14V123H13ZM51 124H52V123H51ZM56 124H57V123H56ZM81 124H82V123H81ZM126 124H127V123H126ZM134 124H136V123H134ZM157 124H158V123H157ZM161 124H162V123H161ZM203 124H204V123H202V125H203ZM215 124H216V123H215ZM219 124H221V121H220ZM9 125H10V124H9ZM18 125H19V124H18ZM35 125H36V124H35ZM44 125H45V124H43V126H44ZM53 125H54V124H53ZM57 125H58V124H57ZM61 125H63L62 122H61ZM66 125H67V124H66ZM167 125H168V124H167ZM178 125H179V122H178ZM192 125H193V124H192ZM202 125H200V126H202ZM225 125H226V124H225ZM64 126H65V125H64ZM70 126H71V125H70ZM85 126H86V124H85ZM139 126H140V124H139ZM160 126H161V125H160ZM168 126H169V125H168ZM181 126H182V125H181ZM220 126H221V125H220ZM241 126H242V125H241ZM9 127H12V126H9ZM16 127H17V126H16ZM34 127H35V126H34ZM37 127H38V126H37ZM39 127L42 128L41 126H39ZM49 127H50V126H49ZM73 127H74V126H73ZM131 127H132V126H131ZM154 127H155V129H157L156 126H154ZM161 127H162V126H161ZM169 127H170V126H169ZM226 127H227V126H226ZM35 128H36V127H35ZM44 128H45V126H44ZM44 128H43V129H44ZM54 128H57V127H54ZM60 128H61V127H60ZM63 128H64V127H63ZM84 128H85V127H84ZM86 128H87V127H86ZM90 128H91V127H90ZM90 128H89V129H90ZM104 128H105V127H103V129H104ZM126 128H128V127H126ZM164 128H166V127H164ZM170 128H171V127H170ZM201 128H204V127H201ZM1 129H4V128H1ZM8 129H9V128H8ZM66 129H67V127H66ZM68 129H69V128H68ZM74 129H75V128H74ZM131 129H133V128H131ZM143 129H145V128H143ZM161 129H162V128H161ZM167 129H168V128H167ZM187 129H188V128H187ZM211 129H214V128L211 127ZM11 130H12V128H11ZM17 130H18V129H17ZM19 130H20V129H19ZM27 130L29 131V129H27ZM40 130H41V129H40ZM52 130H53V129H52ZM70 130H72V129L70 128ZM77 130H78V129H77ZM92 130H94V129L92 128ZM138 130H139V129H138ZM165 130H166V129H165ZM165 130L163 131V129H162L161 131L165 132ZM169 130H170V129H169ZM171 130H173V129H171ZM190 130H192V129H190ZM198 130H199V129H198ZM2 131H3V130H2ZM4 131H5V130H4ZM8 131H9V130H8ZM32 131H33V129H32ZM34 131H35V130H34ZM34 131H33V132H34ZM46 131H47V130H46ZM46 131H45V132H46ZM50 131H51V130H50ZM62 131H63V130H62ZM83 131H84V129H83ZM87 131H88V130H87ZM103 131H104V130H103ZM194 131H195V130H194ZM194 131H193V132H194ZM225 131H226V130H225ZM30 132H31V131H30ZM30 132H28V133H30ZM63 132H64V131H63ZM69 132H71V131H69ZM72 132H73V131H72ZM77 132H78V131H77ZM88 132H89V131H88ZM138 132H139V131H138ZM146 132H149V131H146ZM158 132H159V131H158ZM166 132H167V131H166ZM169 132H170V131H169ZM195 132H196V131H195ZM204 132H205V131H204ZM235 132H236V131H235ZM13 133H14V132H11L12 135H13ZM18 133H19V132H18ZM37 133H38V132H37ZM51 133H52V131H51ZM55 133H56V132H55ZM55 133H52V134H54V136H56ZM58 133H59V132H58ZM82 133H83V132H82ZM82 133H81V134H82ZM170 133H171V132H170ZM205 133H206V132H205ZM226 133H227V132H226ZM236 133H237V132H236ZM251 133H252V132H251ZM9 134H10V133H9ZM11 134H10V135H11ZM22 134H23V133H22ZM32 134H33V133H32ZM43 134L46 135L45 133H43ZM52 134H49V135L51 136ZM72 134H73V133H72ZM81 134H80V135H81ZM92 134H93V132H92ZM96 134H97V133H96ZM124 134H126V133H124ZM138 134H140V133H138ZM142 134H143V133H142ZM184 134H185V133H184ZM208 134H209V133H208ZM232 134H233V133H232ZM10 135H9V136H10ZM38 135H39V134H38ZM61 135H62V134H61ZM61 135H60V136H61ZM74 135H75V134H74ZM146 135H148V133H147ZM206 135H207V134H206ZM222 135H224V134H222ZM14 136H15V135H14ZM23 136H24V135H23ZM28 136H29V135H28ZM40 136H41V135H40ZM42 136H43V135H42ZM50 136H49V137H50ZM52 136H53V135H52ZM66 136H67V135H66ZM69 136H70V135H69ZM83 136H84V135H83ZM83 136H82V137H83ZM143 136H144V135H143ZM148 136H149V135H148ZM171 136H173V135H171ZM175 136H176V135H175ZM199 136H200V135H198L197 137H199ZM208 136H210V135H208ZM216 136H217V134H216ZM232 136L234 137V135H232ZM7 137H8V136H7ZM37 137H38V136H37ZM44 137H45V136H44ZM49 137H47V138H49ZM64 137H65V136H64ZM70 137H71V136H70ZM70 137H69V138H70ZM72 137H73V136H72ZM74 137H75V136H74ZM74 137H73V138H74ZM122 137H123V135H122ZM127 137H129V136H127ZM137 137H138V136H137ZM149 137H150V136H149ZM151 137H153V136H151ZM154 137H155V136H154ZM157 137H158V136H157ZM159 137H160V135H159ZM212 137H213V136H212ZM214 137H215V136H214ZM214 137H213V140H214ZM9 138H10V137H9ZM21 138H22V137H21ZM25 138H26V137H25ZM28 138H29V137H28ZM28 138H26V139H28ZM32 138H33V137H32ZM56 138H57V137H56ZM58 138H59V135H58ZM65 138H66V137H65ZM87 138H89V137H87ZM87 138H86V142H87ZM141 138H142V135H141ZM162 138H163V137H162ZM207 138L209 139V137H207ZM257 138L259 139V137H257ZM257 138H256V139H257ZM12 139H13V138H12ZM15 139H17V138H15ZM36 139H37V138H36ZM38 139H39V138H38ZM51 139H52V138H51ZM74 139H75V138H74ZM103 139H104V137H103ZM117 139H118V138H117ZM120 139H121V138H120ZM155 139H156V138H155ZM159 139H160V138H159ZM208 139H207V140H208ZM230 139H231V138H230ZM236 139H237V137H236ZM258 139H257V140H258ZM3 140H4V137H3L2 141H3ZM19 140H20V139H19ZM59 140H60V139H59ZM94 140H95V139H94ZM127 140H128V139H127ZM129 140H130V138H129ZM145 140H146V139H145ZM185 140H186V139H185ZM185 140H184V142H185ZM259 140H260V139H259ZM5 141H6V140H5ZM7 141L10 142L9 139H8ZM24 141H25V139H24ZM32 141H33V140H32ZM67 141L70 142L69 140H67ZM80 141H81V140H80ZM83 141H85V139H84ZM151 141H152V140H151ZM154 141H155V140H154ZM192 141H193V140H192ZM208 141H209V140H208ZM226 141H227V140H226ZM11 142H13V141L11 140ZM27 142H28V141H27ZM36 142H37V141H36ZM36 142H35V143H36ZM53 142H54V141H53ZM64 142H65V141H64ZM74 142H75V141H74ZM81 142H82V141H81ZM92 142H93V141H92ZM94 142H96V140H95ZM98 142H99V141H98ZM121 142L123 143L122 145H125V144H124L125 142H123V141H121ZM147 142H148V141H147ZM177 142H178V141H177ZM209 142H210V141H209ZM215 142H216V141H215ZM18 143H19V142H18ZM20 143H22V142H20ZM41 143H42V142H41ZM43 143H44V145H45V142H43ZM56 143H57V142H56ZM75 143H77V142H75ZM89 143H90V141H89ZM107 143H108V142H107ZM141 143H142V142H141ZM218 143H219V142H218ZM9 144H11V143H9ZM22 144H26V143L23 142ZM31 144H32V143H31ZM33 144H34V143H33ZM33 144H32V146H34V145L36 146V144H34V145H33ZM57 144H58V143H57ZM93 144H94V143H93ZM93 144L91 145V147L93 146ZM96 144H97V142H96ZM143 144H144V143H143ZM157 144H158V143H157ZM183 144H186V143H183ZM212 144H214L213 141H212ZM212 144H211V145H212ZM236 144H237V143L235 142V145H236ZM239 144H243V143H239ZM245 144H246V143H245ZM26 145L31 146L30 143H28V144H26ZM64 145H65V144H64ZM72 145H73V144H72ZM72 145H71V147H72ZM78 145H79V144H78ZM78 145H76V147H78ZM82 145H83V144H82ZM118 145H120V144H118ZM130 145H131V144H130ZM136 145H137V144H136ZM202 145H203V144H202ZM218 145H219V144H218ZM0 146H1V145H0ZM10 146H12V144H11ZM39 146H40V145H39ZM39 146H38V148H40ZM45 146H46V145H45ZM49 146H50V144H49ZM58 146H59V145H58ZM69 146H70V145H69ZM94 146H96V145H94ZM143 146H144V145H143ZM191 146H192V145H191ZM194 146H195V145H193V147H194ZM215 146H216V145H215ZM41 147H42V146H41ZM59 147H60V146H59ZM63 147H64V146H63ZM63 147H61V148H62L61 150L64 151ZM67 147H68V146H67ZM80 147H81V146H80ZM85 147H86V146H85ZM96 147L98 148V145H97ZM99 147H101V146L99 145ZM108 147L111 148L110 145H109ZM139 147H140V146H139ZM204 147H205V146H204ZM220 147H221V146H220ZM231 147H232V144H231ZM231 147H230V148H231ZM236 147H237V146H236ZM246 147H247V146H246ZM14 148H15V145H14ZM18 148H19V146H18ZM43 148H44V147H43ZM50 148H51V147H50ZM54 148H55V147H54ZM65 148H66V147H65ZM102 148H103V147H102ZM208 148H209V147H208ZM208 148H207V150H208ZM216 148H217V147H216ZM46 149H47V147H46ZM46 149H44V150H46ZM56 149H57V148H56ZM56 149H54V151H55ZM76 149H77V148H76ZM76 149H75V151H76ZM81 149H82V148H81ZM106 149H107V148H106ZM163 149H164V148H163ZM190 149H192V148H190ZM193 149H194V150H192V151H195V148H193ZM213 149H214V148H213ZM237 149H239V148L237 147ZM69 150H70V149H69ZM82 150H83V149H82ZM95 150H96V149H95ZM99 150L101 151V148H100ZM108 150L111 151V149H109V148H108ZM114 150H115V148H114ZM114 150H113V153H116L117 151L114 152ZM140 150H141V148H140ZM218 150H219V148L216 149V150H214V153H215L216 151L219 153ZM221 150H222V149H221ZM232 150H233V149H232ZM235 150H236V149L234 148V152H235ZM245 150H246V149H245ZM9 151H10V150H9ZM50 151H51V150H50ZM52 151H53V150H52ZM71 151H72V149H71ZM73 151H74V150H73ZM77 151H78V150H77ZM190 151H191V150H190ZM196 151H197V150H196ZM223 151H224V149H223ZM230 151H231V150H230ZM230 151H228V153H229ZM236 151H237V150H236ZM239 151H240V150H239ZM11 152H12V151H11ZM58 152H59V151H58ZM81 152H83V151H80V153H81ZM92 152L94 153V151H92ZM101 152H102V151H101ZM178 152H179V151H178ZM183 152H184V151H183ZM202 152H204V151H202ZM208 152H209V151H208ZM35 153H36V152H35ZM38 153H39V152H38ZM38 153H36V154H38ZM67 153H68V151H67ZM67 153H66V154H67ZM74 153H75V152H74ZM77 153H78V152H77ZM77 153H76V154H77ZM84 153H85V152H83V154H84ZM103 153H104V152H103ZM142 153H143V152H142ZM169 153H170V152H169ZM191 153H193V152H191ZM209 153H211V152H209ZM220 153H221V152H220ZM220 153H219V154H220ZM224 153H225V152H224ZM231 153H233V152H231ZM237 153H238V152H237ZM7 154H8V153H7ZM9 154H10V153H9ZM45 154H46V153H44V155H45ZM48 154H49V153L46 154V157H47V158H54L55 153H54L53 157H50V155H49V157H48ZM59 154H60V152H59ZM66 154H65V155H66ZM147 154H148V153H147ZM150 154H152V153H150ZM185 154H186V153H185ZM200 154H201V153H200ZM202 154H203V153H202ZM204 154H205V153H204ZM219 154H218V156H219ZM225 154H227V153H225ZM233 154H234V153H233ZM233 154H232V155H233ZM2 155H3V154H2ZM101 155H102V154H101ZM104 155H105V154H104ZM113 155H114V154H113ZM117 155H118V153H117ZM212 155H213V154H212ZM212 155H211V156H212ZM220 155H221V154H220ZM235 155H236V154H234L233 156H235ZM245 155H246V154H243V156H245ZM248 155H249V154H248ZM262 155H263V154H262ZM15 156H16V155H15ZM34 156H35V155H34ZM60 156H61V155H60ZM73 156H74V155H73ZM78 156H79V154H78ZM98 156H99V155H98ZM119 156H120V155H119ZM119 156H118V157H119ZM150 156H151V155H150ZM174 156H175V155H174ZM204 156H205V155H204ZM206 156H207V154H206ZM1 157H2V156H1ZM3 157H4V156H3ZM46 157H45V158H46ZM55 157H56V156H55ZM61 157H62V156H61ZM79 157H80V156H79ZM82 157H83V156H82ZM96 157H97V156H96ZM104 157H105V156H104ZM112 157H114V156H112ZM120 157H121V156H120ZM175 157H177V155H176ZM186 157H187V156H186ZM207 157H208V156H207ZM226 157H227V155H226ZM239 157H240V155H239ZM241 157H242V156H241ZM246 157H247V156H246ZM249 157H252V156H249ZM256 157H258V156H256ZM9 158H10V157H9ZM13 158H14V157H13ZM20 158H21V157H20ZM24 158H25V157H24ZM28 158H29V156H28ZM34 158H36V157H34ZM38 158H39V157H38ZM80 158H81V157H80ZM89 158H90V157H89ZM148 158H149V157H148ZM179 158H180V157H179ZM179 158H178V159H179ZM208 158H209V157H208ZM218 158H220V156H219ZM237 158H238V157H237ZM243 158H244V157H243ZM253 158H255V157H253ZM253 158H251V159L254 160ZM10 159H12V158H10ZM26 159H27V157H26L24 160H26ZM36 159H37V158H36ZM41 159H42V158H41ZM62 159H63V158H61V160H62ZM69 159H70V158H69ZM106 159H107V157H106ZM220 159H221V158H220ZM226 159H227V158H226ZM230 159H231V158H230ZM238 159H239V158H238ZM248 159H249V158H248ZM2 160H3V158H1V161H2ZM5 160H6V159H5ZM27 160H28V159H27ZM94 160H95V159H94ZM123 160H125L124 157H123ZM149 160H150V158H149ZM151 160H153V159H151ZM151 160H150V161H151ZM243 160H244V159H243ZM243 160H242V161H243ZM245 160H246V159H245ZM245 160H244V161H245ZM249 160H250V159H249ZM252 160H251V161H252ZM257 160L259 161L258 163H260V160H259V159H257ZM18 161H19V164H20V160H18ZM40 161H41V160H39V162H40ZM48 161H50V160H48ZM59 161H60V159L58 160V162H59ZM125 161H126V160H125ZM150 161H149V162H150ZM167 161H168V160H167ZM194 161H195V160H194ZM194 161H193V162H194ZM207 161H208V160H207ZM233 161H234L235 163H237V161H236L235 158H233ZM254 161H256V160H254ZM254 161H253V162H254ZM2 162H3V161H2ZM53 162H54V161H53ZM60 162H61V161H60ZM86 162H87V160H86ZM158 162H159V161H158ZM212 162H213V161H211V163H212ZM10 163H11V162H10ZM17 163H18V162H17ZM51 163H52V162H51ZM107 163H108V162H107ZM138 163H139V162H138ZM171 163H172V162H171ZM184 163H185V162H184ZM238 163L242 165L243 162H242V163H241V162H238ZM249 163H250V161H249ZM258 163H257V165H258ZM2 164H3V163H1V165H2ZM24 164H25V162H24ZM45 164H46V163H45ZM91 164H92V163H91ZM150 164H151V163H150ZM173 164H174V163H173ZM244 164H247V163L244 162ZM32 165H33V164H32ZM34 165H35V164H34ZM57 165H59V163H58ZM57 165H56V166H57ZM68 165H69V164H68ZM77 165H78V164H77ZM204 165H205V164H204ZM209 165H210V164H209ZM220 165H221V164H220ZM220 165H219V166H220ZM261 165H262V163H261ZM48 166H49V165H48ZM52 166H55L54 163H53ZM79 166H80V165H78L76 168L78 169ZM90 166H91V165H90ZM92 166H93V165H92ZM92 166H91V167H92ZM214 166H215V165H214ZM224 166H225V165H224ZM242 166H243V165H242ZM259 166H260V165H259ZM6 167H7V164H6ZM35 167H36V166H35ZM40 167H41V166H40ZM57 167H58V166H57ZM57 167H56V168H57ZM71 167H72V166H71ZM167 167H168V166H167ZM10 168H11V167H10ZM24 168H25V167H24ZM37 168H38V167H37ZM51 168H53V167H51ZM51 168H50V169H51ZM74 168H75V167H74ZM74 168H73V170H74ZM82 168H83V167H82ZM93 168H94V166H93ZM108 168H109V167L107 166V169H108ZM110 168H111V167H110ZM122 168H123V167H122ZM246 168H247V167H246ZM5 169H6V168H5ZM35 169H36V168H35ZM99 169H101L100 166H99ZM103 169H104V168H103ZM105 169H106V168H105ZM213 169H214V168H213ZM235 169H236V168H235ZM238 169H239V168H238ZM240 169L243 170V169H245V167H243V169H242V168H240ZM247 169H248V168H247ZM253 169H254V168H253ZM26 170H29V169L26 168ZM36 170H37V169H36ZM40 170H41V168H40ZM68 170H70V167H69ZM101 170H102V169H101ZM120 170H122V169L120 168V169H119V172H121ZM219 170H220V169H219ZM228 170H229V169H228ZM259 170H260V169H259ZM38 171H39V170H38ZM38 171H37V173H38ZM44 171H45V170H44ZM52 171H53V170H52ZM74 171H75V170H74ZM81 171H82V170H81ZM126 171H128V170H126ZM229 171H230V170H229ZM236 171H237V170H236ZM239 171H240V170H239ZM253 171H254V170H253ZM260 171H261V170H260ZM260 171H259V172H260ZM7 172H8V171H7ZM7 172H6V173H7ZM26 172H28V174L30 173V171H26ZM39 172H40V171H39ZM69 172H70V171H69ZM72 172H73V171L71 170V174H72ZM75 172H76V171H75ZM77 172H78V171H77ZM102 172L104 173V171H102ZM119 172H118V173H119ZM132 172H133V171H132ZM140 172H142V171L140 170ZM213 172H214V170H213ZM220 172H222V171L220 170ZM249 172H250V171H249ZM255 172H256V171H255ZM17 173H18V172H17ZM17 173H16V174H17ZM32 173H34V171H33ZM44 173H45V172H44ZM49 173H50V175H51V171H50ZM79 173H80V172H79ZM60 174H61V173H59V175H58L57 177H59ZM112 174H114V173H112ZM133 174H134V173H132V178H135V176H133ZM223 174H224V172H223ZM233 174H234V173H233ZM238 174H239V173H238V171H237L236 175H238ZM242 174H244V172H243ZM247 174H249V173H247ZM253 174H254V172H253ZM253 174H252V175H253ZM262 174H263V173H262ZM21 175H22V174H21ZM43 175H44V174H43ZM92 175H93V174H92ZM115 175H116V174H115ZM120 175H121V174H120ZM244 175H245V174H244ZM249 175H251V174H249ZM249 175H248V176H249ZM257 175H258V174H257ZM29 176H31V175H29ZM34 176H35V175H34ZM37 176H38V174H37ZM61 176H62V175H61ZM65 176H66V177H65ZM65 176L63 175L62 178L64 177V178L66 179L67 176H68V174H65ZM96 176H97V175H96ZM121 176H122V175H121ZM124 176H125V174H124ZM124 176H123V177H124ZM245 176H246V175H245ZM253 176H254V175H253ZM12 177H13V175L11 176V178H12ZM40 177H41V176H40ZM40 177H39V178H40ZM49 177H50V176H49ZM99 177H100V176H99ZM240 177L242 178V175H241ZM246 177H247V176H246ZM256 177H257V176H256ZM6 178H7V176H6ZM11 178H10V179H11ZM13 178H14V177H13ZM30 178H31V177H30ZM30 178H28V179L30 180ZM32 178L34 179V177H32ZM37 178H38V177H37ZM39 178H38V180H39ZM44 178H45V177H44ZM44 178H43V179H44ZM178 178H179V177H178ZM238 178H239V177H238ZM238 178H237V180H238ZM250 178H251V176H250ZM252 178H253V177H252ZM65 179H64V180H65ZM232 179H235V178H232ZM247 179H248V178H247ZM256 179H257V178H256ZM7 180H8V179H7ZM26 180H27V179H26ZM68 180H70V179H68ZM68 180H67V181H68ZM242 180H243V179H242ZM249 180H250V179H249ZM261 180H264V178L262 177ZM8 181H9V180H8ZM39 181H40V183H42V182H41L42 179H40ZM44 181H45V180H44ZM65 181H66V180H65ZM100 181L103 182V180H100ZM130 181H131V180H130ZM130 181H129V183H130ZM134 181H135V180H134ZM157 181H158V180H157ZM235 181H236V179H235ZM247 181H248V180H247ZM19 182H20V181H19ZM22 182H23V181H22ZM27 182H28V181H27ZM31 182H32V181H31ZM37 182H38V181H37ZM63 182H64V181H63ZM107 182H108V181H107ZM119 182H120V181H119ZM136 182H137V181H136ZM144 182H145V181H144ZM148 182H149V181H148ZM237 182H238V181H237ZM239 182H241V181H239ZM245 182H246V181H245ZM17 183H18V182H17ZM17 183H16V184H17ZM25 183H26V182H25ZM33 183H34V182H33ZM35 183H36V182H35ZM44 183H45V182H44ZM47 183H48V182H47ZM68 183H70V182H68ZM248 183H250V182H248ZM248 183H247V184H248ZM252 183H253V182H252ZM254 183H256V182H254ZM11 184H12V183H11ZM22 184H24V183H22ZM77 184H78V183H77ZM187 184H188V183H187ZM209 184H210V183H209ZM262 184L264 185V182H263ZM19 185H20V184H19ZM24 185H25V184H24ZM34 185H35V184H34ZM42 185H43V184H42ZM51 185H52V184H51ZM136 185H137V184H136ZM143 185H144V184H143ZM148 185H149V184H148ZM239 185H241V183H240ZM244 185H245V184H244ZM13 186H15V185L13 184ZM17 186H18V185H17ZM25 186H26V185H25ZM25 186H24V187H25ZM36 186H37V185H36ZM36 186H35V187H36ZM39 186H40V185H39ZM82 186H84V185H82ZM139 186H140V183H139ZM170 186H171V185H170ZM248 186H249V185H248ZM250 186H252V184H251ZM254 186H255V185H254ZM56 187H59V185L56 186ZM80 187H81V186H80ZM105 187H106V186H105ZM143 187H144V186H143ZM149 187H150V185H149ZM149 187L146 188V189H149ZM252 187H253V186H252ZM6 188H7V187H6ZM18 188H19V186H18ZM26 188H27V187H26ZM28 188H29V186H28ZM41 188H42V186H41ZM43 188H44V186H43ZM259 188H260V187H259ZM263 188H264V187H263ZM20 189H21V188H20ZM22 189H24V188H22ZM51 189H52V187H51ZM69 189H70V186H69ZM105 189H106V188H105ZM113 189H114V188H113ZM128 189H129V188H128ZM213 189H215V188L213 187ZM239 189H241V188H239ZM26 190H27V189H26ZM106 190H107V189H106ZM150 190H152V189H150ZM217 190H218V189H217ZM1 191H2V190H1ZM1 191H0V192H1ZM28 191H29V190H28ZM48 191H49V190H48ZM76 191H77V190H76ZM228 191H229V190H228ZM257 191H259V189L256 190V192H257ZM2 192H3V191H2ZM32 192H34V190H32ZM39 192H40V190H39ZM43 192H44V191H43ZM112 192H113V190H112ZM127 192H128V190H127ZM144 192H145V191H144ZM162 192H163V191H162ZM248 192H249V191H248ZM261 192H262V191H260L259 194H261ZM45 193H46V192H45ZM45 193H44V194H45ZM48 193H50V192H48ZM77 193H78V192H76L75 195H77ZM82 193H83V192H82ZM82 193H80V194H82ZM109 193H111V191H110ZM251 193H253V192H251ZM257 193H258V192H257ZM80 194H79V195H80ZM124 194H126V193H123L122 195H124ZM136 194H137V193H136ZM240 194H241V193H240ZM242 194H243L242 196H240V195H239V196L243 198L244 193H242ZM263 194H264V192H263ZM2 195H3V193H2ZM46 195H47V193H46L45 195H43V196L45 197ZM50 195H51V194H50ZM67 195H69V194H67ZM72 195H73V192H72L71 196H72ZM113 195H114V194H113ZM119 195L121 196V194H119ZM119 195H118V196H119ZM152 195H153V194H152ZM261 195H262V194H261ZM0 196H1V194H0ZM3 196H4V195H3ZM40 196H41V195H40ZM43 196H42V197H43ZM51 196H52V195H51ZM69 196H70V195H69ZM81 196H82V195H81ZM120 196H119V197H120ZM128 196H129V195H128ZM139 196H140V195H139ZM154 196H155V195H154ZM235 196H238V195H235ZM239 196H238V198H240ZM246 196H247V195H246ZM246 196H245V197H246ZM262 196H263V195H262ZM262 196H261V197H262ZM1 197H2V196H1ZM1 197H0V198H1ZM18 197H19V196H18ZM44 197H43V198H44ZM113 197H115V196H113ZM122 197H123V196H122ZM150 197H151V196H150ZM261 197H260V199H261ZM46 198H47V196H46ZM49 198H51V197H49ZM61 198H63V197H60V199H61ZM79 198H81V197H79ZM153 198H154V197H153ZM236 198H237V197H236ZM2 199H3V197H2ZM11 199L14 200L13 198H11ZM11 199H10V200H11ZM51 199H52V198H51ZM51 199H50V200H51ZM142 199H143V198H142ZM151 199H152V198H151ZM182 199H183V198H182ZM182 199H181V200H182ZM246 199H247V198H246ZM246 199H245V201H246ZM44 200H45V198L42 199V203L44 202ZM56 200H57V199H56ZM63 200H64V199H63ZM81 200H82V199H81ZM121 200H124V199L122 198ZM165 200H168V199H165ZM248 200H249V198H248ZM48 201H49V200H48ZM68 201H69V200H68ZM146 201H147V200H146ZM152 201H153V199H152ZM245 201H244V202H245ZM263 201H264V200H263ZM263 201H262V202H263ZM59 202H60V201H59ZM65 202H66V201H65ZM155 202H156V201H155ZM178 202H179V201H178ZM250 202H251V201H250ZM254 202H255V201H254ZM69 203H70V202H69ZM86 203H87V202H86ZM43 204H44V203H43ZM64 204H65V203H64ZM70 204H73V203L71 202ZM180 204H182V203H180ZM263 204H264V202H263ZM21 205H22V204H21ZM249 205L251 206V204H249ZM256 205H257V204H255V206H256ZM259 205H261V204L259 203ZM49 206H50V205H49ZM51 206H52V205H51ZM78 206H79V205H78ZM135 206H136V205H135ZM145 206H146V205H145ZM184 206H185V205H184ZM244 206L246 207L245 203H244ZM261 206H262V205H261ZM61 207H62V205H61ZM75 207H76V206H75ZM85 207H86V206H85ZM142 207H144V206H142ZM168 207H169V206H168ZM168 207H167V208H168ZM48 208H49V207H48ZM167 208H166V209H167ZM179 208H180V207H179ZM253 208H255V207H253ZM262 208H264V207H261V209H262ZM52 209H54V208H52ZM59 209H60V208H59ZM140 209H141V208H140ZM247 209H248V208H247ZM11 210H12V209H11ZM60 210H61V209H60ZM158 210H159V209H158ZM158 210H157V211H158ZM263 210H264V209H263ZM263 210H262V211H263ZM180 211H181V209L179 210V213H180ZM5 212H6V209H5ZM7 212H9V211H7ZM13 212H15V211H13ZM31 212H32V211H31ZM40 212H41V211H40ZM155 212H156V211H155ZM161 212H162V211H161ZM36 213H37V212H36ZM48 213H49V212H48ZM86 213H87V212H86ZM141 213H142V212H141ZM146 213H147V210H146ZM151 213H152V211H151ZM173 213H174V212H173ZM225 213H226V211H225ZM184 214H186V213H184ZM261 214H262V213H261ZM12 215H13V214H12ZM48 215H49V214H48ZM68 215H69V214H68ZM156 215H157V214H156ZM72 216H74V215L72 214ZM153 216H155V215H153ZM157 216H159V215H157ZM161 216H162V215H161ZM185 216L188 217L187 214H186ZM195 216H196V215H195ZM254 216H255V214H254ZM38 217H39V216H38ZM57 217H58V215H57ZM82 217H83V216H82ZM86 217H87V216H86ZM187 217H186V219H187ZM190 217H191V216H190ZM196 217H197V216H196ZM256 217H257V216H256ZM39 218H40V217H39ZM42 218H43V217H42ZM158 218H159V217H158ZM160 218L162 219V217H160ZM188 218H189V217H188ZM12 219H13V218H12ZM35 219H36V217H35ZM44 219H46V218H44ZM64 219H65V218H64ZM87 219H89V218H87ZM141 219H142V216H141ZM186 219H185V220H186ZM195 219H196V218H195ZM3 220H4V219H3ZM27 220H28V219H27ZM51 220H52V219H51ZM51 220H50V222H51ZM85 220H86V218H85ZM90 220H91V218H90ZM90 220H89V221H90ZM185 220H184V221H185ZM197 220H198V217H197L196 221H197ZM4 221H5V220H4ZM9 221H10V220H9ZM48 221H49V220H48ZM71 221H72V220H71ZM76 221H77V220H76ZM184 221H182V222H184ZM187 221H188V220H187ZM198 221H199V220H198ZM262 221H263V223H264V220H262ZM5 222H6V221H5ZM7 222H8V219H7ZM46 222H47V220H46ZM52 222H53V221H52ZM64 222H65V221H64ZM91 222H92V221H91ZM140 222H141V221H140ZM173 222H174V220H173ZM70 223H72V222H70ZM75 223H76V222H75ZM84 223H85V222H84ZM170 223H172V222H170ZM199 223H200V226H202V225H201L202 223H201L200 221H199ZM199 223H198V225H199ZM11 224H12V223H11ZM13 224H14V223H13ZM49 224H50V223H49ZM88 224H89V223H88ZM144 224H145V223H144ZM156 224H157V223H156ZM172 224H173V223H172ZM189 224H190V222H189ZM1 225H2V224H1ZM9 225H10V224H9ZM25 225H26V224H25ZM27 225H28V224H27ZM52 225H53V223H52ZM68 225H69V223H68ZM74 225H76V224H74ZM16 226H17V225H14L15 228H16ZM20 226H21V223H20ZM30 226H31V225H30ZM71 226H72V225H71ZM71 226H70V227H71ZM82 226H83V225H81V227H82ZM105 226H106V225H105ZM165 226H166V225H164V227H165ZM182 226H184V224H182ZM200 226H199V227H200ZM241 226H242V225H241ZM11 227H12V225H11ZM28 227H29V225H28ZM70 227H69V228H70ZM72 227H73V226H72ZM76 227H77V225H76ZM76 227H74V228H76ZM155 227H156V225H155ZM155 227H154V225H153L152 228H155ZM15 228H14V229H15ZM19 228H20V227H19ZM83 228H84V227H83ZM83 228H82V229H83ZM94 228H95V227H94ZM94 228H93V230H95ZM162 228H163V226H162ZM8 229H11V228H8ZM30 229H31V228H30ZM76 229H77V228H76ZM91 229H92V227H91ZM200 229H201V228H200ZM85 230H87V228H86ZM102 230H103V229H102ZM104 230H105V229H104ZM158 230H159V229H158ZM158 230H157V231H158ZM169 230H170V228H169ZM178 230H179V229H178ZM194 230H195V229H194ZM255 230H256V229H255ZM0 231H1V230H0ZM21 231H22V230H21ZM100 231H101V230H100ZM147 231H148V230H147ZM155 231H156V230H155ZM162 231H164V230L162 229ZM165 231H166V230H165ZM167 231H168V230H167ZM167 231H166V232H167ZM189 231H190V230H189ZM195 231H196V230H195ZM199 231H200V230H199ZM242 231H243V230H242ZM59 232H61V231H59ZM92 232H93V231H92ZM95 232H96V231H95ZM97 232H98V231H97ZM97 232H96V233H97ZM141 232H143V231L141 230ZM191 232L193 233L192 230H191ZM196 232H197V231H196ZM205 232H206V231H205ZM207 232H208V231H207ZM263 232H264V231H263ZM1 233H3V232L1 231ZM14 233H15V232H14ZM14 233H12L13 236L15 235ZM22 233H23V232H22ZM162 233H164V232H162ZM184 233H185V232H184ZM192 233H190V234H192ZM194 233H195V232H194ZM194 233H193V234H194ZM261 233H262V232H261ZM26 234H27V233H26ZM26 234H25V235H26ZM200 234H201V233H200ZM204 234H206V233H204ZM204 234H202V235L204 236ZM207 234H208V233H207ZM9 235H11V234H9ZM112 235H113V234H112ZM174 235H175V234H173L172 236H174ZM185 235H186V234H185ZM0 236H1V235H0ZM27 236H28V235H27ZM60 236H61V235H60ZM83 236H84V235H83ZM92 236H95V235H92ZM114 236H115V235H114ZM114 236H113V237H114ZM147 236H148V235H147ZM170 236H171V235H170ZM192 236H193V235H192ZM194 236H195V235H194ZM258 236H260V235H258ZM1 237H4V235L2 234ZM167 237H168V235H167ZM207 237H208V236L206 235V238H207ZM237 237H238V236H237ZM14 238H15V236H14ZM26 238H27V237H26ZM117 238H118V237H117ZM168 238H169V237H168ZM170 238L173 239L174 237H170ZM182 238H183V236H182ZM189 238H191V237L189 236ZM195 238L198 239L197 236H196ZM206 238H205V239H206ZM257 238H258V237H257ZM12 239H13V238H12ZM93 239H95V237H93ZM165 239H166V238H165ZM183 239H184V238H183ZM252 239H253V238H252ZM4 240H5V239H4ZM14 240H15V239H13V242H14ZM17 240H18V237H17ZM28 240H29V239H28ZM111 240H112V239H111ZM179 240H181V239H179ZM191 240H192V239H191ZM214 240H215V239H214ZM18 241H19V240H18ZM45 241H47V239H46ZM62 241H63V240H62ZM99 241H100V240H99ZM192 241H193V240H192ZM23 242H24V240H23ZM111 242H112V241H111ZM111 242H110V243H111ZM120 242H123V241L120 240ZM186 242H187V241H186ZM194 242H195V241H194ZM197 242H198V241H196V243H197ZM206 242H207V241H206ZM206 242H205V243H206ZM74 243H75V242H74ZM83 243H84V242H83ZM99 243H100V242H98V245H99ZM108 243H109V241H108ZM108 243H107V244H108ZM110 243H109V244H110ZM205 243H204V244H205ZM219 243H220V242H219ZM9 244H10V243H9ZM23 244H24V243H23ZM32 244H33V243H32ZM35 244L37 245V243H35ZM107 244H106V245H107ZM109 244H108V245H109ZM111 244H112V243H111ZM111 244H110V245H111ZM207 244H208V242H207ZM215 244H216V243H215ZM4 245L7 246V244H4ZM13 245H14V244H13ZM24 245H25V244H24ZM24 245H23V246H24ZM26 245H27V243H26ZM59 245L61 246V244H59ZM67 245H68V244H66V247H67ZM73 245H74V244H73ZM90 245H91V244H90ZM115 245H116V244H114V246H115ZM208 245H209V244H208ZM208 245H206V247H207ZM1 246H2V245H1ZM1 246H0V247H1ZM6 246H5V247H6ZM37 246H40V245H37ZM68 246H69V245H68ZM91 246H93V245H91ZM262 246H263V245H262ZM66 247H65V250H66ZM77 247L80 248V246H77ZM100 247H101V245H100ZM103 247H104V246H103ZM164 247H165V246H164ZM172 247H173V246H172ZM195 247H196V246H195ZM6 248H8V247H6ZM44 248L47 249V248L45 247V245H44ZM48 248L51 249L50 247H48ZM74 248H75V247H74ZM114 248H117V247H114ZM114 248H113V249H114ZM121 248H122V247H121ZM183 248H184V247H183ZM204 248H205V247H204ZM223 248H224V247H223ZM0 249H2V247H1ZM13 249H14V248H13ZM69 249H70V248H69ZM92 249L94 250V247H93ZM214 249H215V248H214ZM214 249H213V250H214ZM216 249H217V248H216ZM216 249H215V250H216ZM39 250H40V249H39ZM42 250H43V249H42ZM42 250H40V251H42ZM81 250H83V247H82ZM81 250H80V251H81ZM85 250H86V249H85ZM85 250H84V251H85ZM175 250H176V249H175ZM3 251H4V250H3ZM49 251H50V250H49ZM51 251H52V250H51ZM94 251H95V250H94ZM96 251H98V249H97ZM115 251H116V250H115ZM205 251H206V249H205ZM61 252H62V250H61ZM63 252H64V250H63ZM63 252H62V253H63ZM70 252H71V249H70ZM92 252H93V251H92ZM123 252H124V251H123ZM160 252H161V251H160ZM185 252H187V251L185 250ZM209 252H210V251H208V253H209ZM33 253H35V252H33ZM43 253H44V252H43ZM49 253H50V252H49ZM54 253H55V252H54ZM57 253H58V252H57ZM57 253H56V254H57ZM64 253H65V252H64ZM64 253H63V254H64ZM72 253H73V251H72ZM94 253H95V252H94ZM104 253H105V251H104ZM216 253H218L217 250H216L215 254H216ZM229 253H230V252H229ZM11 254H12V253H11ZM41 254H42V253H41ZM44 254H45V253H44ZM51 254H52V253H51ZM56 254H55V255H56ZM91 254H92V253H91ZM91 254H89V255H91ZM163 254H164V253H163ZM215 254H214V255H215ZM31 255H33V254H31ZM49 255H50V254H49ZM55 255H53V256H55ZM80 255H81V254H80ZM82 255H83V253H82ZM117 255H118V254H117ZM127 255H128V257L130 256L129 254H127ZM127 255H126V257H127ZM164 255H166V254H164ZM210 255H211V254H210ZM216 255L218 256V254H216ZM22 256H23V254H22ZM34 256H35V255H34ZM46 256H47V255H46ZM59 256H60V254H59ZM64 256H65V255H64ZM114 256H115V255H114ZM119 256H120V254H119ZM145 256H146V255H145ZM200 256H201V255H200ZM206 256H207V255H206ZM9 257H10V256H9ZM15 257H16V256H15ZM24 257H25V255H24ZM28 257H29V256H28ZM42 257H43V254H42ZM56 257H57V256H56ZM56 257H55V258H56ZM74 257H75V256H74ZM80 257H82V256H80ZM115 257H116V256H115ZM136 257H137V256H136ZM211 257H212V256H210V258H211ZM225 257H226V256H225ZM45 258H46V257H45ZM55 258H54V260H55ZM60 258H61L60 261H62V257H60ZM84 258H85V256H84ZM90 258L92 259V256H90ZM93 258H94V256H93ZM202 258H204V257H202ZM206 258H207V257H206ZM215 258H216V257H215ZM215 258L213 257V259H215ZM218 258H219V257H218ZM218 258H217V259H218ZM28 259H29V258H28ZM28 259H27V262H28ZM47 259H48V258H47ZM124 259H125V258H124ZM136 259H137V258H136ZM200 259H201V258H200ZM200 259H199V260H200ZM217 259H215V260H217ZM235 259H236V258H235ZM48 260H49V259H48ZM54 260H53V261H54ZM57 260H58V259H57ZM57 260H56V261H57ZM84 260H87V258L84 259ZM94 260H95V259H94ZM99 260H100V259H99ZM121 260H122V259H121ZM131 260H132V258H131ZM139 260H140V258H139ZM145 260H146V259H145ZM169 260H170V259H169ZM199 260H198V261H199ZM206 260H207V259H206ZM221 260H222V258H221ZM226 260H227V259H226ZM226 260H224V261L227 262ZM13 261H14V260H13ZM35 261H36V260H35ZM39 261H40L41 264H42V261L40 260V258H39ZM51 261H52V259L50 260V262H51ZM67 261H68V259H67ZM70 261L74 262L75 260H74V258H73V260H70ZM76 261H77V260H76ZM76 261H75V263H76ZM103 261H104V260H103ZM124 261H125V260H124ZM146 261H147V260H146ZM218 261H219V259L217 260V262H218ZM15 262H16V261H14V263H15ZM30 262H31V261H30ZM44 262H45V261H44ZM54 262H55V261H54ZM62 262H63V261H62ZM86 262H87V261H86ZM95 262H96V261H95ZM99 262H101V261H99ZM139 262H140V261H139ZM141 262H142V261H141ZM208 262H209V261H208ZM210 262H212V261H210ZM210 262H209V263H210ZM213 262H214V261H213ZM217 262H216V263H217ZM221 262H222V261H221ZM225 262H224V263H225ZM228 262H229V261H228ZM14 263L11 262V264H14ZM31 263H33V262H31ZM56 263H57V262H56ZM58 263L60 264L59 260H58ZM58 263H57V264H58ZM109 263H110V262L108 261V264H109ZM118 263H119V262L117 261V264H118ZM121 263H122V262H121ZM187 263H188V262L186 261V264H187ZM199 263H201V262H199ZM199 263H198V264H199ZM218 263H220V262H218ZM28 264H29V263H28ZM61 264H62V263H61ZM66 264H67V262H66ZM72 264H73V263H72ZM104 264H105V263H104ZM132 264H133V263H132ZM154 264H155V263H154ZM194 264H195V263H194ZM222 264H223V263H222ZM235 264H236V263H235Z\"/></svg>",
    "mask_w": 264,
    "mask_h": 264
}]
</instances>
